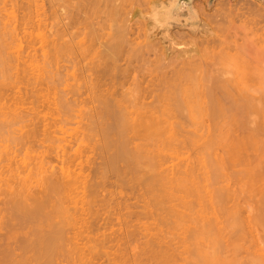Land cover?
Returning <instances> with one entry per match:
<instances>
[{
    "label": "rangeland",
    "instance_id": "obj_1",
    "mask_svg": "<svg viewBox=\"0 0 264 264\" xmlns=\"http://www.w3.org/2000/svg\"><path fill=\"white\" fill-rule=\"evenodd\" d=\"M87 1H89V0H83V1H81L80 3H82V2H84V3H86ZM91 1V2H90ZM89 2H87V3H89L88 5H90L91 3L93 4L94 3V7L97 5V3H96V5H95V2H100V5L103 3L104 5H105V0L103 1V0H101V1H103V2H101V1H99V0H90ZM169 0H124L123 1V7H124V9L128 12V17H127V23L129 24V25H127L128 27H129V32L127 33V29L125 30V32L128 34L127 36H126V38L127 39H129L130 41L129 42H133L134 41V45L135 46H137V44H135V42H137V41H142L141 43L143 44V43H145V42H147V43H150V45L149 44H144V46L145 45H149L150 47L151 46H153V44H151V43H154V44H157V45H159V47H160V49L159 50H161V53L160 54H162L163 55V58H162V60L160 61V58L161 57H159L158 58V55H155V54H157L155 51H153L152 49H157V51H158V48L159 47H156L155 48V45H154V47L153 48H148L149 50H147L146 51V48H147V46H146V48L144 47V46H142V44H140V42H139V44L143 47V48H145L144 50H142V54H139V56H137V58H135V56H136V54H135V56L134 57H131V53H130V57H128L127 55H126V51L127 50H130V48H128L129 47V45H132L131 47H133L134 45H133V43H129L128 42V45H127V42L125 43L126 45L124 46L123 44V42H125L126 41V38H125V41H122L121 42V40H119V42H121V43H123V44H121L123 47V49L125 50H122V49H120L121 48V46L120 47H118L122 52L120 53V51L119 50H117V52L115 51L114 53H117V57H116V60H114V59H110V60H114L115 62H111L109 59H106V56H105V60H109L110 61V63H113V64H111V65H113L114 67H113V69H112V74L114 75V80H115V82L116 81H118V82H116L115 84H117V83H119L120 82V84L122 83V84H124V88H126V89H128L127 87L129 86V85H131L130 83L131 82H134V81H138V84L140 85V82H142L141 84V86H144L143 88H145V89H147V87L149 86L150 87V85H151V83H152V85L153 86H155L154 88H161L163 85H167V83L169 84V85H167V86H170V87H166V89H168V90H166V92L168 91L169 92V94H172V95H169L168 93H167V96H168V100H169V107L172 109V111L170 110V114H171V119L169 120L170 122H173L174 121V123H172V124H175V122H177V121H179V122H177V126H176V128L179 126V124L181 125V126H179L180 128H182V126L184 127V124H185V129H184V131H186V132H190L189 133V135H186V132H184L183 131V133H180V131H181V129L180 128H177V129H179L180 131H179V138H180V140L183 142V143H185V142H189V141H187L189 138H187L188 136H191L192 134H194L193 136L195 137V136H197L196 137V140H197V142L198 141H200V142H205V144L207 145V146H209V148L208 147H206L207 148V151L205 150V149H203V145L200 143V142H196L197 144H194L193 143V147L197 150V151H201V152H204V150H205V152H207V153H205V154H207V155H203L204 156V158L203 157H200V158H202V160H203V162H206L207 164H209V165H211V161H213V163H214V161H215V158H213L212 160L210 159V157L209 156H212V155H215L216 157H217V159L219 160V158H220V160H219V163H224V165L221 163V167L219 166L220 164H216L217 166H219L218 167V169L217 168H215L214 169V167H216V165L213 167V166H209V165H207L206 163H205V165H207V166H209L208 168H207V166H205V169L207 168L208 169V171H209V175L210 176H213L214 174L215 175H218V178H216L217 180H215L214 181V179L215 178H213V177H211V179L213 178V181H211L212 182V186L217 190V192H219V194H220V196H222V194H221V192H224V193H226V195L222 198L223 200H221V202L219 203L220 205H221V209H219V210H217V212L219 211L220 213H217V216H219V218H217L218 220H217V222H218V228H219V230H218V232H219V244H220V248L221 249H219L220 250V252H219V254H221L222 255V257H221V255H220V259H224V258H226V262L228 263V264H250V259H251V257H252V259H254V258H259V259H261V258H263L264 257V201H262V200H264V195H262V194H264V190H263V188L261 189V187L263 186H261V185H259V183H261V182H259V180L258 179H261V174L263 173V172H261L262 171V167H264V161H263V159H262V154H260L261 155V159H262V163L260 162L259 163V161H261V160H259V159H257L258 157H257V154H259L258 152L260 151V153H263V152H261L262 150H260V149H257V146L259 145L258 143L261 141V139H260V141H259V137L261 138V134H263V133H261L260 135H259V137H258V133H256L257 134V137L254 139V141L252 140V136L253 135H251V134H254L255 132H253L252 133V131L250 132V130H249V126H252V125H250V124H248V118L246 117H244L245 115H246V110H245V108L246 107H248V108H250L251 107V102H252V100H251V98H252V95H253V68H252V63H251V60L252 59H250V57L248 56V55H246V54H243L242 53V50H241V46L242 45H244V44H248V45H250L251 43H262V44H264V2H262V1H259V0H215L212 4H211V6L210 7H207V1L208 0H193V8L195 9V11L197 12V14H198V16H199V19L201 20V25H200V27L197 29V30H195V31H193L192 29H191V27L189 26V25H186V24H183L182 26H178V25H175V26H173L172 27V29L169 31V33H168V35H166V36H164V30H163V28H161V27H159V26H156L157 24H159V25H163V24H165V22L167 21V19L169 18L168 17V15H167V11L165 10L166 9V7H164V5L163 4H167V2H168ZM79 1L78 0H0V25H2V24H5L4 25V27L9 31H7V30H5V28L3 29V27L2 26H0V52H1V50H4V53L6 52V55L8 54V52L7 51H13V52H15V53H13L14 54V56H15V54L17 55H20V57H21V55H23L22 57H24V56H27V58L29 57V56H31L30 58H36V60L37 59H41L42 57L40 56V55H43L42 54V51L44 50V48L45 47H47L46 46V44L47 43H51V42H53L54 43V39H55V41H56V43L57 44H59V43H62V41H60L61 39H59V38H54L53 39V41H52V39L51 38H49L48 36H50L51 37V35H50V33H48V35H47V32L45 31V29L44 28H48L49 26L50 27H52L51 29H50V27H49V29L53 32V27H54V29H55V27H57V25H58V23H57V25H55L54 24V21H53V24H54V26H51L52 25V23H50V20L52 21V19L53 20H58L57 18H58V16H61L62 18L63 17H65L66 16V18L64 19H62V18H60L58 21H62V20H66L68 17H69V20L67 21V24H65L66 22H62L63 24H65V25H63L64 26V28H62V29H64L65 30V32H66V36H64V37H60V38H63V39H66V40H63L64 42H66V48H69V49H67V50H69L70 51V48H73L71 45H72V43H71V41L70 40H74L75 39V41H76V38L78 37V36H76L75 38H74V33L76 32V34H78V32L76 31V25H77V27H78V20H77V17H80L79 18V20L81 21L82 20V18H85V19H87L86 18V11H88L89 9H91L92 8V5H91V7L89 8V7H87V9L86 8H84L83 6H82V4L84 5V3H82V4H80V6L81 7H83V8H81V7H79V9L77 8V9H75V10H80V8L83 10V9H86V10H83V13H84V11H85V14H84V16H83V14H82V18H81V14L79 15V16H77V14H75V15H73L74 13H73V11H75L74 10V8H75V6L77 5V3H78ZM99 4V3H98ZM102 4V5H103ZM107 4V3H106ZM60 5V6H59ZM86 5V4H85ZM84 5V6H85ZM100 5H97V7L99 8V14H100V10L102 11V7H105V12H106V10L108 9V7L106 8V6H100ZM257 5H260V6H262V8H263V10H261V11H255V7L257 6ZM59 6V7H58ZM63 7H64V10H63ZM97 7H95V9L97 8ZM102 9H101V8ZM58 8H62L61 10H63L65 13L63 14V11H62V13L60 14V12H61V10L60 9H58ZM98 8H97V10H98ZM96 10V11H97ZM104 10V9H103ZM12 11V12H11ZM56 11V12H55ZM58 11V12H57ZM81 11V10H80ZM80 11H78V14H79V12ZM90 11V10H89ZM92 11H94L93 9L90 11V12H87L88 14L90 13L91 14V12ZM94 12V14L95 13H97V12ZM108 11V10H107ZM9 13L8 14V17H7V14H5V13ZM53 12H55V14L54 15H52V13ZM72 13V15L74 16V19H75V17H76V25H75V23H74V19L71 17V13ZM12 13V14H11ZM14 13V14H13ZM77 13V12H76ZM80 13H82V12H80ZM97 13V14H98ZM104 13V12H103ZM107 14L109 13V12H106ZM10 14L11 15H15V16H13V19L14 20H17V19H19V20H17V21H19V22H17V23H15V22H13L14 23V25H17V29L15 30L16 31V37L14 36L13 37V35L10 37V34L8 35L7 33H12V31H14V28L10 31V27H13L12 26V20L10 19L11 17H9L10 16ZM68 14H70V15H68ZM94 14H92V15H88L89 17L88 18H90V20L92 21V22H97V20L99 19V18H96L95 17V15ZM97 14H96V16H97ZM98 14V15H99ZM101 14H102V12H101ZM25 15V16H24ZM6 16V17H5ZM17 16V17H16ZM22 16H24V20H22V19H20ZM68 16V17H67ZM153 16H155V18L153 17ZM15 17V18H14ZM97 17H104L103 19L102 18H100L103 22H104V19L106 18V19H108L109 20V18L111 17V14H110V17H109V15H108V17H107V15L106 14H104V16H103V14H102V16L100 15V16H97ZM17 18V19H16ZM27 18H29V19H27ZM8 19V20H7ZM10 19V20H9ZM93 19V20H92ZM105 19V22L107 21ZM13 20V21H14ZM90 20H87V22L88 21H90ZM100 20V22L98 23L99 25H101L100 23H102V21ZM154 22H153V21ZM2 21V22H1ZM4 21V22H3ZM47 21V23H48V25L47 26H45L44 27V24H45V22ZM55 21V22H56ZM88 22L89 24H91L92 22ZM111 21V19L109 20V22ZM8 22L11 24V25H9V26H7V27H9V28H7L6 27V25H8ZM44 22V23H43ZM82 22V21H81ZM7 23V24H6ZM43 23V24H42ZM62 23H59V24H62ZM86 23V22H85ZM108 23V21L106 22V26L108 27V25L109 24H107ZM114 23V21L112 20L111 21V23H110V25H112ZM41 24V26H40V28L38 27L37 28V26H39ZM81 24V23H80ZM93 24V23H92ZM96 24V23H95ZM84 25H86V24H84ZM94 25V24H93ZM97 25V24H96ZM98 25V26H99ZM109 25V26H110ZM88 26V25H87ZM89 26H91V28H93V26L92 25H89ZM97 26V27H98ZM106 26L103 24V27L104 28H106ZM15 27V26H14ZM83 28L84 30H82V32L84 31H87L86 30V27H83V26H80V27H78V28ZM114 27H115V24H114ZM127 27V28H128ZM57 28H59L60 29V25L57 27ZM96 28V27H95ZM109 28V27H108ZM111 28V29H110ZM110 30H112L113 29V27L112 26H110ZM3 29V30H2ZM59 29H56V30H54V31H56V33L58 34V33H60L59 31H61V30H59ZM97 29V28H96ZM96 29H95V31H96ZM98 29H99V27H98ZM101 29V28H100ZM99 29V31L101 32V30ZM5 30V31H4ZM47 30V29H46ZM48 31V32H51V31ZM57 30H58V32H57ZM64 30H63V34H64ZM90 30V29H89ZM92 30H94V29H92ZM92 30L90 31V33L92 32ZM108 29H106V31H107ZM3 31V32H2ZM104 31V30H103ZM102 31V32H103ZM106 31H104L103 33L101 32V34L103 35ZM45 32V33H44ZM82 32H80V35L82 36ZM83 32V33H84ZM89 32V31H88ZM100 32H99V34H100ZM112 32H113V30H112ZM4 33H6V36H5V34ZM14 33V32H13ZM96 33V32H95ZM97 33H98V30H97ZM110 33V31L108 30L107 31V33L106 34H109ZM114 34V36H115V33H117L116 31H114L113 32ZM130 33V34H129ZM149 33V35H147ZM42 34L44 35V34H46V35H44V38H43V36H42ZM51 34H53V33H51ZM55 34V33H54ZM61 34H62V32H61ZM61 34H58V35H61ZM92 34H94V32L92 33ZM91 34V35H92ZM125 34V33H124ZM8 35V36H7ZM79 35V34H78ZM80 35H79V37H80ZM84 36H82V37H80V38H82L83 39V37L85 38V37H88L89 35L86 33V35L85 34H83ZM97 35V34H96ZM112 35V34H111ZM126 35V34H125ZM41 36V37H40ZM52 36H56V34L55 35H52ZM93 36V35H92ZM95 36V35H94ZM101 36V35H100ZM99 35H98V37L96 36L95 37V39L96 38H99L100 37ZM108 36H110V35H108ZM13 37V38H12ZM102 37V39L101 40H103V43H105L106 45L105 46H107L108 44L105 42V37H106V35H105V37L104 36H101ZM100 37V38H101ZM104 37V38H103ZM113 37V36H112ZM51 40V41H49V39ZM69 38H71L69 41H70V43H71V45L70 46H67V44H70V43H67V40L69 39ZM80 38H78L77 40H78V42L80 41V42H83L82 41V39H80ZM89 38L90 37H88V43L89 42H91V41H89ZM99 38V39H100ZM15 39V40H14ZM45 39H48V40H46V41H49V42H46L45 41ZM58 39V40H57ZM93 39V38H92ZM110 40H111V38H109ZM108 39V40H109ZM114 39V38H113ZM116 39V38H115ZM132 39V40H131ZM143 39V40H142ZM156 39V40H155ZM84 40V39H83ZM86 40H87V38H86ZM85 40V41H86ZM84 41V43L85 44H87L88 45V43H87V41L85 42ZM97 41H99V40H97ZM118 41V40H117ZM116 41V42H117ZM128 41V40H127ZM157 41V42H156ZM4 42V43H3ZM6 42V43H5ZM46 42V43H45ZM63 42V43H64ZM78 42H75V46H80V42L78 43ZM96 42V41H95ZM100 42V41H99ZM98 42V43H99ZM112 42H114L113 40H112ZM118 42V43H119ZM9 44L7 47H6V45L5 46H3L4 44ZM50 43H49V45H50ZM53 43H51V45L53 44ZM62 43V44H63ZM92 43V42H91ZM94 43V42H93ZM98 43H96V45H98ZM102 43V42H101ZM172 43V44H171ZM61 44V45H62ZM77 44H79V45H77ZM111 43H110V41H109V45H110ZM113 44H115V43H113ZM18 45H20V47H17ZM48 45V44H47ZM54 45H56V44H54ZM54 45L51 47V46H49V48L45 51L46 52V55H49L48 53H49V49H50V54H51V56L53 55V54H55L57 51H58V49H61V50H63V48L65 47V46H63V47H61V48H59V47H57V46H55V48L57 49V51L54 53V50H56V49H54L53 50V52L51 51V49H53V47H54ZM60 45V44H59ZM60 45V46H61ZM87 45H85V47L87 46ZM89 45H90V43H89ZM88 45V47L90 48V46ZM95 45V44H94ZM95 45V46H96ZM102 46H104L103 44H101ZM101 45H98L99 47L101 46ZM119 45H120V43H119ZM118 44H117V46H119ZM140 45H138V46H140ZM10 46V48H8ZM82 46H84V45H81L79 48H80V50L82 49ZM94 46V48H92V49H94L95 51H96V49L97 50H99V47H95ZM101 46V48H104L103 49V52H101V51H96V52H98V54H99V56L101 55H107V57L109 58V56H108V54L109 55H111L110 54V50H112V53H113V45H110L112 48L110 49V47L108 48V49H110L109 50V53L107 52V48L104 46V47H102ZM116 46V47H117ZM137 46V47H138ZM148 46V47H149ZM1 47H4V48H1ZM42 47V48H41ZM51 47V48H50ZM92 47H93V44H92ZM141 47V48H142ZM162 47V48H161ZM5 48H7V49H5ZM76 48V47H75ZM140 48V47H139ZM139 48H138V50H139ZM140 48V49H141ZM18 49V50H17ZM46 49V48H45ZM65 49V48H64ZM76 49H78V48H76ZM75 49V51L77 52V51H79V50H76ZM85 48H83L82 50H84ZM107 49V50H106ZM115 49H117V48H115ZM114 49V50H115ZM127 49V50H126ZM131 49H133L132 51V53H137L135 50L136 49H134V47L133 48H131ZM150 49L154 52H152V51H150ZM19 50H20V52H19ZM42 50V51H41ZM73 50V49H72ZM72 50H71V52H72ZM81 50V51H82ZM86 50H87V48H86ZM85 50V51H86ZM91 50V49H90ZM90 50H87V51H89V53H91L90 52ZM94 50H92V51H94ZM137 50V51H138ZM18 51V52H17ZM47 51H48V53H47ZM87 51H86V53H87ZM95 51H94V53H95ZM104 51H106L107 53H104ZM64 53V55L62 56V53ZM75 52V53H76ZM118 52H119V54H118ZM128 52H131V51H128ZM127 52V53H128ZM139 52H140V50H139ZM138 52V53H139ZM149 52V53H148ZM3 53V54H4ZM12 53V52H11ZM10 53V54H11ZM59 53V52H58ZM66 53V54H65ZM69 52L68 51H66V52H64V51H60V54H59V56L56 58L55 56H54V58H56V59H54V62H53V60H52V62H53V64H52V62H51V64L52 65H54L55 66V64L57 63V59H58V63L59 64H62V65H65V67H66V65L67 66H69V68L71 69V70H75V72L74 73H76V74H78L79 73V75H77V76H79L80 77V75L82 74L81 72H83V70H84V65H86V64H90L89 66H91L90 68V70H92L93 71V73H94V70H93V66L91 65V64H93L94 65V63H95V65L96 66H98L99 64L98 63H96V62H93V60L95 61V59H97L98 60V58H99V56L97 55V53H95L97 56H98V58H96V56H95V58L94 57H92V55H87L86 54V56H88V57H86V56H83L85 59H82V55H85L84 53V51H82V53H80V56H79V54H74V51H73V54H68ZM78 53V52H77ZM93 53V52H92ZM3 54L2 53H0V59L2 58V56H3ZM6 55H5V58L7 59V57H8V59H9V57L11 58H14V56L13 55H11V56H9V55H7V57H6ZM18 55H17V57H18ZM32 55L33 56H36V57H32ZM45 55V56H46ZM56 55V54H55ZM78 57H77V56ZM116 55V54H115ZM134 55V54H133ZM132 55V56H133ZM45 56H44V58H45ZM50 56V55H49ZM50 56V57H51ZM60 56H62V57H60ZM102 56V57H103ZM114 55H111L110 57L112 58ZM126 56L128 57V58H126ZM156 56H157V58L159 59L158 60V62L159 63H161V64H158V65H160L162 68L161 69H163V73L165 74V76H167V79H165V77L163 78V79H165L166 80V83H163V82H165V80L163 81V79H162V86H161V84L159 83H157V81H158V79H159V76H157V75H160V73L159 74H157L158 73V70H156L155 69V65H154V60H157L156 59ZM48 57V56H47ZM50 57H48V58H50ZM53 57V56H52ZM51 57V58H52ZM60 57V58H59ZM101 57V61L102 62H105V61H103V58ZM5 58H2L1 60H2V62H4L3 61V59H5ZM30 58L27 60L28 62H30L31 63V61H32V63L31 64H33V62H35L36 60L34 59V61L33 60H31L30 61ZM69 58V59H68ZM130 58V59H129ZM7 59V60H8ZM16 58H14V60H15ZM25 59H26V57H25ZM53 59V58H52ZM68 59V60H67ZM93 59V60H92ZM167 59V60H166ZM169 59V60H168ZM1 60H0V69H1V71H0V73H2L3 75H5L4 73H6V75L7 76H3L2 75V77H9L8 75H10V77H11V81H10V79L8 80V78H7V80L5 79H3L2 80V78H1V80H0V82H2L4 85H7L6 87H4V85H2V84H0V87H4L3 89H5V90H8V91H4L2 88V90L5 92V94L7 93H10L11 91H12V89L15 91V87H17L18 88V85H19V87H23V85L25 84H18L17 86H15L16 84L14 83V82H12V81H15L14 80V77H12V75L14 76V74H9V68H7V67H10L11 68V66H8V65H6L5 66V64L7 63V61L5 60V64L3 65V68L1 67L2 66V62H1ZM12 60V59H11ZM21 60V58L19 59V61ZM42 60H44L43 58H42ZM51 60V59H50ZM91 60H92V62H91ZM13 61V60H12ZM11 61V62H12ZM19 61H17L16 62V60H15V65L17 66L18 64V67L19 68H21V65H20V63H19ZM49 61V60H48ZM48 61H44V62H42L41 60H40V64H38V60L36 61V64L38 65V67H36V70H35V65H31V64H27L26 65V67L27 68H29V69H31V70H25V73L26 74H28L27 76H28V78H29V83H27L28 85H27V88L29 89H27L28 91H27V96H28V101L26 102V104H25V107H27V109L29 110H27V112H28V115H27V119L25 118V121L24 122H18V123H16V124H13V125H11V126H9V127H11V128H9L8 129V127H7V131H8V134L7 133H3V134H1V137H0V148H1V153H0V173H1V176L0 177H7V174H10V172H6L7 171V169H8V167H10V169L12 170V171H14L15 170V168H18L19 170H20V168L23 166V165H27V164H30L31 163V165L30 166H32V164L34 163V162H36L37 160H38V156L42 153V152H44L45 151V153L47 152V155H48V153H49V155H51V157H55V155H56V150H58V147H57V145H58V141H56V142H54V143H52V142H50V141H43L42 140V136H41V139H39L40 138V135L41 134H39V137L37 138V139H39V143H37V142H34L33 140H32V142H26V140H22L21 142H22V144H15L16 142H15V135L14 134H16V132L18 131H21L22 129V132H21V134L20 135H18V136H22V134H23V132H27L28 133V131L29 132H31L32 130H30V127H33L32 126V124L31 125H29L30 124V122H32L33 124H35L37 121L36 120H38L37 118H40V117H47V119H44V121H43V123H45V120L46 121H48L49 122V120L50 121H52L51 119L52 118H55V119H57V121L59 120V122H56V124L55 125H53V127L51 128L52 130L53 129H55L57 132L55 133V135L59 138H61V137H63V138H66V139H70L71 140V138H73V137H77L76 136V131H77V129H79V132L81 131V129L82 128H79V127H85V126H87V125H85V123L87 122L88 123V121H90L91 119H89V117H91L92 115H90V114H93L95 111H97V105H96V103L98 104V101L96 100H94L93 102H94V104L97 106L96 108H95V111H93L92 112V109H94V107H93V102L91 101V99L92 98H90V99H88L89 101H90V103L88 102V103H85V99L83 98V97H87V98H89V96H91L89 93L87 94V95H84V94H81V97L83 98V101H84V103L82 104L81 102H82V100H81V102H80V100H78L79 101V103L76 101L75 102V104L77 103V104H80L81 103V105H82V107H83V109L81 108V107H78L77 105V107L79 108V110H80V113L79 112H77V111H79L78 110V108L76 107V106H74V107H71L72 109L70 110V109H68L69 111H72V113L71 112H69L68 110H66V109H64V110H62L61 108H58L59 106H56L55 104H56V100L55 99H57L58 98V96H59V94H61V92H60V90L59 89H61L62 87H61V83H63V84H65V86H67L66 85V80H68V82L69 83H71V81H73L72 79L70 80V79H68V78H70L69 76H68V78H66L65 76H67V74L66 73H64L65 74V80H62L61 78H60V75L58 76L59 78H57V75H56V73H53V70L52 71H50L51 73H53L52 75L53 76H51L50 77V75H51V73L50 74H48V76L47 77H45L46 76V74H47V72L49 73V70H51V69H47L48 67L49 68H51L49 65H48V67H47V65L46 64H49V63H47ZM98 61H100V60H98ZM100 61V62H101ZM9 60H8V64H9ZM14 62V61H13ZM27 62V63H28ZM99 62V63H100ZM169 62V63H168ZM16 63H18V64H16ZM45 63V64H44ZM108 63V62H107ZM116 63V64H115ZM11 64V63H10ZM41 64L43 65V66H45V67H47L46 68V70H47V72L45 71V69H44V67H42L41 66ZM104 64V63H103ZM102 63L99 65L100 67H101V65H102V67L106 64V62H105V64L103 65ZM115 64V65H114ZM155 64H157L156 62H155ZM190 64H195L196 66H198V68L200 69L199 71H200V73L202 74V75H200V76H203V78L201 79V77L200 78H198V76L196 77L197 78V80H198V82H199V79H200V84H201V86L198 84V88H200L199 90H200V92H203L204 93V91L206 90H208L209 92H206L205 91V94H204V100L202 99V95H203V93H200L199 92V90H196L197 88H196V85H194L193 84V82L195 81H192V84L194 85L193 86V88L195 87V89H193V88H190L192 85L191 84H189L191 81H189V80H187V81H189V83L188 82H186V84H188L187 86H186V84L184 85V82L186 81H183L184 79H182V74H180V73H177L176 71H177V69H178V72H179V70H180V68H187L188 67V65H190ZM11 65H14L13 63L11 64ZM14 65V66H15ZM30 65L31 66H33L32 68L30 67ZM36 65V66H37ZM58 65V64H57ZM56 65V66H57ZM62 65L60 66L59 65V67H62ZM158 65H156V66H158ZM25 66V65H24ZM41 66V67H40ZM54 67L55 69H57L58 67ZM98 66V67H99ZM106 66H109V64H107ZM104 67V69L103 70H105V68L107 69V67ZM164 66V67H163ZM191 66V65H190ZM193 66V65H192ZM195 66V67H196ZM18 67H16L17 68V70H18ZM82 67H83V69H82ZM93 67V68H92ZM110 68H112L111 66H109ZM39 68V69H38ZM44 69V71L42 72V70L41 69ZM53 67H52V69H54ZM66 68H68V67H66ZM66 68H62L63 70H65ZM85 68H86V66H85ZM95 68H97V67H95ZM109 68V69H110ZM13 69V67L11 68V70ZM160 69V68H159ZM196 70H198L197 69V67L195 68ZM14 71H17V70H15V67H14V69H13ZM12 70V71H13ZM38 70H40V71H38ZM61 70V69H60ZM62 70V71H63ZM69 70V69H68ZM88 70L89 69H87L86 71H85V73L81 76L82 78H85V75H87L88 73H92L91 71L90 72H88ZM96 70V69H95ZM102 70V71H103ZM186 69H183V71L184 72H188L189 70H187V71H185ZM13 71V72H14ZM30 71V72H29ZM35 71V72H34ZM58 71H59V69H58ZM70 71V70H69ZM98 71H101V70H98ZM101 71V72H102ZM157 71V72H156ZM160 71V70H159ZM193 71V70H192ZM198 71V72H199ZM11 72V71H10ZM19 72H21V71H18V73ZM39 72V73H38ZM40 72H42V73H40ZM44 72H46V73H44ZM55 72H57V71H55ZM61 71H59V73L57 72V74H63V72L62 73H60ZM68 72V71H67ZM87 72V73H86ZM105 72V71H104ZM104 72H103V75H104ZM107 72V71H106ZM181 72V71H180ZM31 73H34V74H31ZM37 73V74H36ZM96 73L97 74H100V72L98 73L97 71H96ZM182 73V72H181ZM195 73V72H194ZM197 73V72H196ZM25 74V75H26ZM39 74H42L41 76H39ZM63 74V75H64ZM72 75H73V72L71 73ZM70 74V72H68V75H71ZM76 74H75V76H76ZM95 74V73H94ZM108 74V73H107ZM106 74V75H107ZM109 74L111 75V73L109 72ZM109 74L107 75V76H109ZM162 74V73H161ZM178 74V75H177ZM179 74H180V77H181V82L183 81V84L180 82V84L178 83V81H177V79L180 81V77H176V76H179ZM93 75V74H92ZM102 75V73L100 74V76ZM102 75V76H103ZM223 75V77L222 78H219V76L221 77ZM34 76V77H33ZM36 76V77H35ZM54 76H56V79H55V77ZM77 76L76 77H74V79L75 80H78V78H77ZM89 76H91V75H88V77ZM99 75H97V77H96V75H95V77H94V75H93V77H92V80H93V78H97L96 80L97 81H100L99 82V84L101 85V86H103V88L102 89H104L105 88V86H107L108 85V83L109 84H111L110 86L111 87H118V85H120V84H118V85H113L112 83V78L113 77H111V79H109V80H111L110 82H109V80L106 78V76H105V78H104V80L105 79H107V80H102L103 79V77H102V79H101V77H100ZM185 76V75H184ZM191 76H194V75H191ZM0 77H1V74H0ZM32 77V78H31ZM43 77H45V79H47L48 77H50V78H52V77H54V78H52V80L53 79H55V80H53V81H55L53 84H55L56 83V80H60V83L58 84V82L59 81H57V86L56 85H53L52 83H51V81L49 80V82H50V84H52L53 86H55V87H51V85L49 84V82H48V80H45ZM27 78V77H26ZM42 78V79H41ZM73 78V77H72ZM89 78H91V77H89ZM89 78H85L84 80L85 81H87V80H89ZM109 78V77H108ZM186 78V77H185ZM87 79V80H86ZM189 79H190V77H189ZM195 79V78H194ZM31 80H33L32 82H31ZM42 80H43V82H42ZM63 82H62V81ZM70 80V81H69ZM84 80L82 79V81L84 82ZM91 80V79H90ZM96 80H94V81H90V83H88L89 85L91 84V82L92 83H96ZM169 80V81H168ZM196 80V81H197ZM82 81H81V83H82ZM160 81V80H159ZM168 81V82H167ZM201 81H202V83H201ZM10 82L11 83H14V85H12V84H10ZM37 82V83H36ZM78 82V81H77ZM136 82H134V84L132 83V87H133V85H135V83ZM20 83V82H19ZM34 83V84H33ZM40 83V84H39ZM73 83H75V82H73ZM81 83H79L78 82V84H79V86L81 85ZM86 84H85V86L87 87L88 85H87V82H85ZM103 83L104 84H107V85H103ZM46 86H45V85ZM122 84H121V87H122ZM178 84V85H177ZM184 85V86H182V85ZM197 84V83H196ZM203 84V85H202ZM14 86L13 88H12V86ZM30 85H31V87H30ZM71 85V84H70ZM190 85V87H188ZM50 86V87H49ZM59 86L61 87V88H59ZM75 86V85H74ZM76 86H78L77 84H76ZM83 84H82V87L80 86V88H82L83 89ZM106 87V88H108V89H110V91H112V92H117V91H115V90H118V92H117V94H121V93H124V92H122L120 89V86L118 87L119 89H116V87L115 88H111V87ZM136 86V85H135ZM134 86V87H135ZM146 86V87H145ZM178 86H180L179 88L180 89H182V88H184V89H186L187 88V90H188V94L189 93H193V91L194 90H196V91H194V93L195 92H199L200 93V98L201 99H198V98H194V100L193 99H191V98H188L189 96H191V94H189V96H188V94H187V96L188 97H186V94L185 93H187V92H185V91H187V90H184V89H182V92H181V90L180 89H178ZM182 86V87H181ZM185 86H186V88H185ZM8 87H9V89H8ZM30 87V88H29ZM32 87H34V88H32ZM47 87H48V89H47ZM72 87H73V85L71 86V89H72ZM132 87H130L129 86V88H130V91H133L134 89H132L131 90V88ZM133 87V88H134ZM148 87V91H149V89H152V87L151 88H149ZM164 87L165 86H163V89H164ZM50 88V89H49ZM57 88V89H56ZM68 88H69V86H68ZM74 88V87H73ZM76 88V87H75ZM74 88V89H75ZM85 88V87H84ZM105 88V89H106ZM139 88V87H138ZM138 88H136L135 90H137ZM45 89V90H44ZM82 89H81V91H82ZM126 89H124V90H126ZM145 89H139V90H143V91H145ZM162 89V90H163ZM169 89H172V90H170V91H172L171 93H170V91H169ZM190 89H192L191 91H190ZM202 89V90H201ZM263 89V88H262ZM17 90V89H16ZM31 90V91H30ZM36 90V91H35ZM56 90V91H55ZM63 89H61V91H62ZM85 91H86V89H84ZM120 90V91H119ZM123 90V89H122ZM179 90H180V93H179ZM1 91V90H0ZM58 91H59V93H58ZM63 91H65V89L63 90ZM80 91V92H81ZM89 90H87V92H88ZM128 91V90H127ZM138 91V90H137ZM136 91V92H137ZM142 91V92H143ZM164 92H165V90H163ZM178 91V92H177ZM185 93H184V92ZM190 91V92H189ZM239 91H241V92H239ZM13 92V91H12ZM32 92V93H31ZM34 92V93H33ZM71 93V91H69L68 90V93ZM121 92V93H120ZM135 92V91H134ZM140 92V91H139ZM141 92V94H142V96H143V94H145V92H143L142 93ZM37 93H38V96L36 97V95H37ZM42 93V94H41ZM47 93V94H46ZM52 93V94H51ZM58 93V94H57ZM63 93H65V92H63ZM83 93V92H82ZM128 94V93H130V92H125L124 94ZM132 93V92H131ZM181 93H182V95L184 96V94H185V97L186 98H184L182 95H181ZM193 93V94H194ZM225 93H227V94H230V96L231 97H229V95L227 96ZM4 94V95H5ZM43 94H44V96H43ZM46 94V95H45ZM53 94H56V95H53ZM85 94H86V92H85ZM134 94V93H133ZM136 94V93H135ZM179 94H180V96H179ZM39 95H42V96H39ZM58 95V96H57ZM80 95V94H79ZM82 95H84V96H82ZM132 95V94H131ZM137 95V96H136ZM135 96H136V98H135V100L137 99V97H138V94H136ZM195 95V94H194ZM209 95H211L212 97H214L215 99H216V101H217V103L215 104L214 102L213 103H211V104H213L212 105V107L209 105ZM45 96H47L46 97V99H44L45 98ZM53 96V97H52ZM75 96H77V94L75 95ZM75 96H73V93H72V96H71V98L72 97H75ZM134 95H132V97H133ZM170 96V97H169ZM172 96V97H171ZM179 96V97H178ZM193 96V95H192ZM197 96V95H196ZM49 97H51V98H49ZM68 97H70V95L69 96H67V98ZM79 97V96H78ZM77 97V98H78ZM80 97V98H81ZM92 97H93V95H92ZM95 97H97V95L96 96H94V99H96ZM128 97V96H127ZM177 97V98H176ZM181 97V98H180ZM195 97V96H194ZM226 97V98H225ZM40 98V99H39ZM48 98V99H47ZM54 98V99H53ZM71 98H70V100H71ZM76 98V97H75ZM75 98H72V99H75ZM130 98V97H129ZM139 98V97H138ZM30 99V100H29ZM34 99H36V100H34ZM45 100L44 102L46 103H40V101H42V100ZM50 99H51V101L52 102H50ZM69 99V98H68ZM79 99V98H78ZM142 98H141V96H140V99L139 100H141ZM49 100V102L47 103L46 101H48ZM76 100V99H75ZM127 100V99H126ZM129 100V99H128ZM183 102H182V101ZM193 100V101H192ZM195 100L198 102H196V103H193V102H195ZM200 100V101H199ZM202 100V101H201ZM211 100V99H210ZM264 100V99H263ZM3 101V100H2ZM30 101V102H29ZM138 101V100H137ZM137 101L135 102L136 104H137ZM204 101V102H203ZM43 102V101H42ZM92 102V103H91ZM134 102V101H133ZM203 104H202V103ZM211 102V101H210ZM52 103V104H51ZM126 104H128L129 105V108H131V104H132V101L130 100L129 101V103L128 102H125ZM124 103V104H125ZM182 103V104H181ZM189 103H191V104H189ZM46 106H45V105ZM51 104V109L49 108V105ZM125 104V105H126ZM136 104H132L133 106H132V108L133 109H135L134 108V106H136ZM185 104H187V105H185ZM194 104H195V106H194ZM200 104V105H199ZM201 104H202V106H201ZM205 104V105H204ZM214 104H215V106H214ZM262 104H264V102L262 103ZM37 105H38V107H37ZM40 105H41V107H40ZM48 105V106H47ZM54 105L56 106V108H57V110L58 109H61V111H58V112H56L55 110H54ZM92 105V107H90ZM94 105V106H95ZM192 105L194 106V110H198L199 111V108H200V111L199 112H202V113H199V112H197V111H195V112H193L194 110L193 109H191L192 111H189L190 113L191 112H193V113H196L195 115L193 114V115H191L189 112H188V109H187V107L190 109V107L192 108ZM196 105H197V107H198V109H196L197 107H196ZM217 105V106H216ZM36 106V107H35ZM185 106H186V108H185ZM190 106V107H189ZM205 106V107H204ZM216 107L215 109H213L214 107ZM263 106V105H262ZM46 107L47 108H49L48 110L46 109ZM54 107V108H53ZM137 107H138V104H137ZM204 107V110L202 111L201 109ZM53 108V109H52ZM75 108V109H74ZM77 108V109H76ZM263 108V107H262ZM91 109V110H90ZM132 109V110H133ZM187 109V110H186ZM26 110V109H25ZM76 110V111H75ZM82 110H83V112L85 113V111H88V112H86V114H84V113H81L82 112ZM99 110V109H98ZM130 110V109H129ZM245 110V111H244ZM260 110V109H259ZM35 111V112H34ZM67 111H68V113H67ZM74 111V112H73ZM101 111V110H100ZM175 111H176V113H175ZM248 111V110H247ZM263 111H264V109L262 110V113H263ZM61 112V113H60ZM92 112V113H91ZM187 112H188V114H187ZM246 112V113H245ZM260 112V111H259ZM64 113V114H63ZM66 113V114H65ZM71 113V114H70ZM75 113H76V115H75ZM77 113H78V115H77ZM98 113V111L95 113V114H97ZM262 113H260L261 115H262ZM62 116H61V115ZM82 114H84V117H83V115ZM95 114H93V119L95 120V118H97L98 119V116L96 117H94V115ZM197 114H198V116H197ZM259 113H258V115H260ZM36 115H37V117H36ZM73 115V116H72ZM82 116V120H81V116ZM86 115V116H85ZM87 115H88V118H87ZM90 115V116H89ZM189 115H190V118H189ZM33 116V117H32ZM76 116H78V117H75ZM180 116H181V118H180ZM191 116H195V117H191ZM197 116V117H196ZM264 116V115H263ZM263 116H261V118H260V116H258L257 118V120L258 121H260V123L258 122V124H259V126L258 127H260V125H263V128H264V124H263V122H264V120H262V117ZM11 117V116H10ZM9 117V118H10ZM30 117V118H29ZM36 117V118H35ZM61 117V118H60ZM174 117V118H173ZM42 118H40V120L42 119ZM80 118V119H79ZM100 118V117H99ZM32 119H34L35 121H31ZM54 119V120H55ZM86 121H85V120ZM89 119V120H88ZM96 119V120H97ZM260 119V120H259ZM263 119H264V117H263ZM27 120H30V121H27ZM53 120V121H54ZM81 120L82 122H79V121ZM39 121V120H38ZM77 121L79 122V124L77 123ZM93 121V120H92ZM90 122V123H88V124H91V125H93V122ZM99 121V120H98ZM104 121V120H103ZM103 121H101V123L103 122ZM105 121H106V119H105ZM262 121V122H261ZM85 122V123H84ZM95 122V124H94V127L96 128H94L93 126H90V127H92L93 128V130H92V128H91V130L89 131V130H86V128H84V129H82V132H83V130H84V135L82 134V135H80V136H82V138L80 137V136H78V137H80V139H81V141L82 142H80V140H79V138H76V139H78V141H77V143H84L83 144V146L85 147H83L84 148V152H87V153H85V154H83L85 157V161L83 160V170H84V175L86 176V179L88 180V182L90 181V180H92L93 178H94V176L96 175H94V173H97V171L99 172L100 170H101V168H102V170L101 171H103L104 170V167H102L103 165L102 164H104L105 162H104V160L105 161H107V159L110 157H107L108 155H109V153L111 154L112 153V151L110 150V151H108V150H106V151H108V152H105L103 149H104V135H103V133H102V126H100L101 124L99 123V122H97V121H94ZM182 122V123H181ZM244 122V125H242V123ZM24 123H25V125H24ZM27 123H28V126H26L27 125ZM37 123H39V122H37ZM36 123V124H37ZM41 123H42V121H41ZM81 123V124H80ZM98 123V124H97ZM105 123V122H104ZM184 123V124H183ZM36 124H35V126H36ZM40 124V123H39ZM103 124V123H102ZM38 125V124H37ZM41 125V124H40ZM78 125H79V127H78ZM96 125V126H95ZM249 125V126H248ZM34 126V127H35ZM172 126V125H171ZM175 126V125H174ZM254 127H255V125H253ZM39 127V126H38ZM41 127V126H40ZM89 127V128H90ZM98 127L100 128V129H98ZM247 127H249V128H247ZM262 127V126H261ZM29 128V129H28ZM76 128V130H74V129ZM88 128V127H87ZM88 128V129H89ZM173 128V127H172ZM171 128V129H172ZM262 128V129H263ZM13 131H12V130ZM27 129H28V131H27ZM32 129V128H31ZM97 129H98V131H97ZM176 129V130H177ZM183 129V128H182ZM251 129V128H250ZM253 129V128H252ZM257 129V128H256ZM9 130H11V131H9ZM174 130V129H173ZM175 130V131H176ZM73 131H75V132H73ZM85 131H86V134H85ZM95 131V132H94ZM99 131L102 133H99ZM172 131V130H171ZM258 132H259V130H257ZM261 131V130H260ZM11 132H14V133H11ZM17 132V133H18ZM25 132V133H26ZM78 132V131H77ZM88 132H90L89 134L91 135H88ZM178 132V131H177ZM20 133V132H19ZM75 134V136L73 135V134ZM95 135H94V134ZM173 134H174V138L175 139H177V137H175V136H177V135H175L176 133L173 131L172 132ZM192 133V134H191ZM13 134V137H14V141L12 140V142H11V138H13L11 135ZM38 134V133H37ZM70 134H72V135H70ZM96 134H98V135H96ZM183 134V137L181 136ZM185 134V135H184ZM191 134V135H190ZM24 135V134H23ZM26 135V134H25ZM78 135V134H77ZM103 135V136H102ZM255 135V134H254ZM264 135V134H263ZM3 136V137H2ZM17 136V137H18ZM36 136H38V135H36ZM71 136V137H70ZM73 136V137H72ZM85 136H86V138H85ZM91 137V138H89V137ZM102 136V137H101ZM182 138H181V137ZM186 136V137H185ZM11 137V138H10ZM9 138H10V140H9ZM75 138H73V139H75ZM178 138V139H179ZM191 138H193V137H191ZM201 140H200V139ZM258 138V139H257ZM194 139V138H193ZM215 140L216 141V143H214V141H212V146H210V145H208V144H210L211 142H210V140ZM257 139V144H256V142H255V140ZM262 139H263V136H262ZM35 140H36V137H35ZM43 141V142H45V143H43L42 144V142L41 141ZM97 140V141H96ZM195 140V141H196ZM239 140H242V142L241 141H239ZM4 141V142H3ZM17 141V140H16ZM18 141H20V139H18ZM74 140H71V143H73L74 144V142H76V141H74ZM190 141H191V139H190ZM194 141V142H195ZM259 141V142H258ZM15 142V143H14ZM192 142V141H191ZM191 142H189V143H191ZM210 142V143H209ZM242 143V145H240V143ZM252 142H255V143H252ZM3 144V146H2V144ZM27 143V144H26ZM62 143V142H61ZM76 143V144H77ZM100 143H101V146H100V148H99V145H100ZM188 143V144H189ZM24 144V145H23ZM97 144V145H96ZM186 144V143H185ZM199 144H201V146L199 145ZM254 144L256 145L255 147H256V151L255 152H257V153H255L254 152ZM261 144V143H260ZM4 145H6L5 147H7V149H3V147H4ZM48 145V146H47ZM89 145V146H88ZM103 145V146H102ZM87 146V147H86ZM97 146V147H96ZM185 146V145H184ZM188 146V148H190L191 146L190 145H187ZM186 146V147H187ZM48 147V148H47ZM50 147V148H49ZM89 147L90 148H92V149H89ZM185 147V152L188 150L187 148ZM192 147V148H193ZM201 147H202V149H201ZM260 147H262L263 148V146H261L260 145ZM27 148V149H26ZM87 148H88V150H87ZM191 148V149H192ZM193 148V149H194ZM258 148H259V146H258ZM52 149H55V155H54V153H53V151L51 152V150ZM182 150H184L183 149V147L181 148ZM190 149V151H192L191 153H194L193 155L192 154H189V151H187V153L191 156H193L191 159H194V157L196 156V150L194 151V150H191ZM199 149V150H198ZM8 151L9 152V154H10V152L12 153V151H13V155L15 156L14 158H11V157H8L7 155H6V151ZM91 150V151H90ZM102 151V152H101ZM98 153V154H97ZM105 153H108V154H105ZM87 154V155H86ZM100 154H102V155H100ZM197 154H199L198 156H200V154L202 155V153H198L197 152ZM209 154H211V155H209ZM256 155V156H253V155ZM264 154V153H263ZM48 155V156H49ZM52 155H54V156H52ZM86 156H88V158L86 157ZM102 158H101V157ZM197 156V157H198ZM207 156V158H205ZM255 157H257V158H255ZM100 158V159H99ZM106 158V159H105ZM111 158V157H110ZM263 158H264V156H263ZM86 159H88L87 161H86ZM209 159L211 160V161H209ZM216 159V162H218V160ZM257 159V160H256ZM49 160H51V161H53L54 160V158L53 159H50V157H49ZM109 160V159H108ZM195 160V159H194ZM224 160V161H223ZM54 162H57V160L55 159L54 160ZM54 162H51L52 163V165H53V163ZM86 162V163H85ZM100 162H102V163H100ZM202 162V163H203ZM215 162V163H216ZM212 163V164H213ZM214 163V164H215ZM105 164H107V163H105ZM213 164V165H214ZM259 164H263V166L262 165H260L259 166ZM98 165H99V167H98ZM105 166V165H104ZM201 166H204V165H202L201 164ZM223 166V167H222ZM262 166V167H261ZM106 168L105 169H107V175L106 174H104V177H103V179L106 177V179L103 181L104 183V185L102 186V188L100 187V192H102L104 195L106 194V196H107V198H109V196L110 197H114L115 199H116V197H117V200L120 198V196H122L124 199H127V201L125 200V202L126 203H128V204H131V203H133V202H135L138 198H140L139 196H138V198H136L137 197V192H138V195L139 194H141L142 193V189L143 188H139L138 187V185L136 186V185H134L133 184V182L132 181H130L129 180V176L131 175V174H128L127 175V179H125V180H129V182L130 183H126V184H128V185H130L131 184V182H132V184L130 185V186H123V184L125 183V182H121V179L120 178H124L125 177V175H121V173H120V175H118L119 176V184H120V182L121 183H123V184H121V185H118V182L116 183V184H114L117 180V175L115 176V180L113 179L114 178V172H111V171H109V168L107 167V165L105 166ZM213 169V171H212V169ZM261 167V168H260ZM92 168H93V170H92ZM100 168V169H99ZM223 168V169H222ZM224 168H225V170H224ZM258 168H259V173H255L257 170H258ZM94 169H96V170H94ZM202 169V168H201ZM206 169V170H207ZM218 171H217V170ZM82 170V171H83ZM236 170H238V173H237V171ZM244 170V171H243ZM93 171V172H92ZM106 171V170H105ZM205 171V170H204ZM208 171H206V173L208 172ZM210 171L213 173L212 175H211V173H210ZM219 171H221L219 174H216V173H214V172H219ZM237 173H235V172ZM239 171H241V173L239 172ZM243 171V172H242ZM109 172H111V173H109ZM13 173V172H12ZM236 175H235V174ZM261 173V174H260ZM208 174V173H207ZM222 174V175H221ZM240 174V175H239ZM244 174V175H243ZM256 174H258V175H260V176H256ZM113 175V176H112ZM112 176V177H111ZM124 176V177H123ZM226 176V177H225ZM237 176V177H236ZM217 177V176H216ZM219 177H221V178H219ZM242 179V181H243V186H242V181H240V178ZM126 178V177H125ZM230 178V179H229ZM239 178V179H238ZM219 179V180H218ZM107 180V181H106ZM124 180V181H125ZM262 180V179H261ZM106 181V182H105ZM114 181V182H113ZM238 181H240V183H241V185H240V183L238 182ZM128 182V181H127ZM136 182V181H135ZM214 182V183H213ZM215 182H217L218 184L216 185V183ZM106 183V184H105ZM113 183V184H112ZM245 183V184H244ZM262 183H263V181H262ZM126 184H124V185H126ZM215 185V186H214ZM228 185V186H227ZM120 186H122V187H120ZM136 186V187H135ZM239 186H241L240 188H241V190H240V188H239ZM124 187V188H123ZM226 187H227V189H226ZM260 187V188H259ZM123 188V189H122ZM132 188V189H131ZM245 188V189H244ZM38 189V188H37ZM129 189H130V191H129ZM137 189L139 190V191H137ZM223 189H225V191H223ZM232 189V190H231ZM34 190H36V189H33V191ZM39 190V189H38ZM220 190H222V191H220ZM227 190V191H226ZM245 190V191H244ZM263 191V192H262ZM6 191H4L3 189H1L0 190V207H1V205H2V207L0 208V214H2L3 216H4V214H5V212H4V204H1V203H3V201H4V198L6 197L5 195H7L6 193H5ZM139 192H141V193H139ZM242 192V193H241ZM130 194V195H129ZM136 194V195H135ZM229 194V195H228ZM101 196V195H100ZM136 196V197H135ZM130 199H129V198ZM132 197V198H131ZM133 197H135V198H133ZM101 198V197H100ZM113 198V199H114ZM122 198V199H123ZM263 198V199H262ZM6 199V198H5ZM124 199H123V201H124ZM133 199V200H132ZM136 199V200H135ZM229 199V200H228ZM231 199H233V200H231ZM235 199V200H234ZM176 203H177V201H175ZM263 203V204H262ZM79 204V203H78ZM78 204H77V206H78ZM195 204V205H194ZM80 205L82 206V204L80 203ZM79 205V206H80ZM97 205L98 204H96L94 207H93V210H94V208L95 209H98L97 208ZM127 205V204H126ZM73 206V205H72ZM81 206H80V208H81ZM103 205H99V208L100 207H102ZM190 206H191V208H190ZM195 206V207H194ZM196 206H197V208H199V205H198V203L195 201L194 203L193 202H191L190 203V205H189V208L187 209V210H185L186 208H185V206L183 207L182 205L181 206H177L176 205V209H178V210H185V213H188L187 211H189V216H190V214H191V216L190 217H187L188 216V214L187 215H185L183 212H181V213H183L184 215H182L181 213H179V214H181V216L180 217H182V218H184L185 217V219H182L181 218V220H188L187 218H189L190 219V221L188 220V221H186V223L184 224V223H182V224H184V225H181V226H184L185 227V230H184V228L183 227H181L180 226V228H182V229H180V230H184V231H181L182 233L180 234V230L178 231V233L180 234L179 235V237L177 238V237H174V235H172V234H169V232H168V228H170L171 227V225L168 227V225H165V223H162V224H164V225H156V224H154V222H152L150 219V221L149 220H147V219H142L144 222H146L145 224H144V222L141 220V222L142 223H138V222H140V221H138L137 222V220L136 221H132V222H134V223H136L137 222V224H134V223H129L127 226H131V225H135V226H133V230H132V228L131 227H128V228H125V226L124 225H126V224H124L123 225V223L124 222H122L120 219H121V217L119 218V220L118 219H116L117 217H119L120 215H119V213L120 212H122V211H119V213L118 212H116V211H114V209H116L117 207L115 206V208L113 209V212L114 213H110L111 214V216H110V214L108 215L109 216V218H108V216L105 218V221H106V219H109V221H110V223H109V221L107 222V224H110V226L109 225H107V227H108V229H106L105 230V234H102L101 232H99V234H98V232L96 233H93V234H89V235H85L84 233H80V229H82V227L78 230V226H79V224H82L83 225V223H84V219L83 218H85V216H83V214H81L80 212H78L79 210L78 209H80L79 207H78V214H73L72 212V214L73 215H75V217L77 218V219H79L78 217H82V219H81V221H83V222H81L80 221V219H79V221L77 220H75L76 221V226H75V228H77L76 230H78V232H79V236H76V240H75V242H76V252H75V254H74V257H75V262H74V264H116V262H117V264H123V262H124V264L127 262L128 264H134L136 261H134V259L135 258H139V255H140V253H141V251L144 253V250H145V248L148 246V245H152L151 246V249H150V254H152L153 252H155L156 250H157V248H155L154 247V250L155 251H152L153 249V246L155 245L156 246V244H158L157 242L159 241V240H162L163 242H164V244L165 245H168V246H170L171 248L172 247H174V249L176 248V250H174L173 251V262H175L174 264H193L194 263V260H197L198 259V257H197V254H198V252H196V248L191 244V242H193L194 241V239H193V241H192V238L194 237L193 235H195V232L196 231H194V230H196L195 228H197L196 227V225L198 226V220L197 219H199L196 215H193L194 213L193 212H195V210H196ZM75 207H76V205H75ZM74 206H73V208H75ZM85 207V206H84ZM132 208H134V209H136V210H138L137 208V206H131ZM136 207V208H135ZM154 207H156V206H154ZM153 207V209H155ZM180 207L181 208H185V209H180ZM192 207H193V210H192ZM72 208V207H71ZM103 208V207H102ZM102 208H100V209H98V211H101V209ZM131 208V209H132ZM236 208V209H235ZM118 209V208H117ZM190 209V210H189ZM103 210V209H102ZM107 210V209H106ZM133 210V209H132ZM221 210V211H220ZM237 210H239V211H237ZM192 211V212H191ZM108 212V211H107ZM111 212V211H110ZM229 212V213H228ZM231 212V213H230ZM234 212V213H233ZM235 212H237V213H235ZM75 213V212H74ZM101 212H99V214H100ZM103 213H105L104 211H102V214H98V216H100L101 217V215H102V217H103ZM218 214H220V215H218ZM237 214H239V215H237ZM2 215H0L1 216V220L3 219L2 218ZM88 215H92V214H88ZM88 215H86V217L88 216ZM178 215V214H177ZM177 215H175V216H177ZM106 216V215H105ZM196 218H195V217ZM221 216V217H220ZM240 216V217H239ZM75 217H74V219H75ZM80 217V218H81ZM231 217V218H230ZM234 217H236L235 219L237 220H235V224L232 222L234 219ZM90 218V217H89ZM192 218V219H191ZM98 219H99V221H100V218L98 217ZM243 219V220H242ZM117 220H118V223H119V221H120V223L118 224L117 223ZM146 220V221H145ZM192 220V221H191ZM197 220V221H196ZM219 220H220V222H219ZM232 220V221H231ZM245 220V221H244ZM98 221V220H97ZM98 221V222H99ZM193 221H195L196 223H194ZM229 221V222H228ZM239 221V222H238ZM3 221H1V223H2ZM81 222V223H80ZM101 222H103V221H101ZM150 222V224H148ZM182 222H184V221H182ZM189 222H190V224H189ZM193 222V223H192ZM223 222V223H222ZM233 223L234 224V226H233V224L231 225L230 223ZM0 223V242L2 243V242H4V243H6V245H7V243H8V241H9V243H8V246H9V244H11L12 245V247H13V245H14V247L16 248L17 246H15L16 245V239L14 240V239H9L8 238V235L7 234H5V230L3 229V227H2V224ZM100 223V222H99ZM157 223H159V222H157ZM222 223V224H221ZM140 224H141V226L142 225H144V226H149V227H147L148 228V230H147V233L145 232V230H144V227L142 228L141 226H140ZM148 224V225H147ZM230 224V225H229ZM150 225H152V226H150ZM81 226V225H80ZM136 226H138L137 228H136ZM166 226V227H165ZM231 226H233V227H231ZM237 226H238V228H237ZM245 226V227H244ZM110 227V228H109ZM153 229H152V228ZM220 227H222V228H220ZM167 228V229H166ZM217 228V229H218ZM232 228H233V230H232ZM111 229H113V230H111ZM127 229H128V233H127ZM140 231H139V230ZM152 229V230H151ZM24 230H26V232L28 231V228L27 229H24ZM22 231V235L23 236H21V234L19 233V234H17V235H20L21 236V238L23 237L24 238V236L26 235H24L23 233L25 232V231ZM130 230V231H129ZM131 230H132V232H131ZM161 230V231H160ZM5 231V232H4ZM107 231V232H106ZM134 231V232H133ZM141 231H144V232H141ZM150 231H151V235L149 234L150 233ZM4 232V233H3ZM130 232L132 233V234H130ZM194 232V233H193ZM238 232V233H237ZM101 233V234H100ZM157 233V234H156ZM162 233V234H161ZM259 233V234H258ZM260 233H261V235H260ZM1 234H2V236H4V235H6V236H4V238L1 236ZM4 234V235H3ZM158 235V236H157ZM193 237H192V236ZM239 235V236H238ZM242 235V236H241ZM181 236H182V238L183 239H181ZM187 236V237H186ZM17 237H19V236H17ZM172 237V238H171ZM185 237V238H184ZM238 237V238H237ZM260 237V238H259ZM20 238V237H19ZM22 238V239H23ZM170 238L172 239V240H170ZM174 238V239H173ZM186 238H187V240H186ZM241 238V239H240ZM259 238V239H258ZM2 239H4V241L2 240ZM6 239V240H5ZM8 239V240H7ZM91 239V240H90ZM100 239V240H99ZM103 239V241L101 242V240ZM180 239V240H179ZM238 239V241H236ZM240 239V240H239ZM98 240V241H97ZM177 240V241H176ZM180 241V243H178L179 241ZM184 240L186 241L185 242V244H187V241L188 242H190L189 244H191V245H189V247H188V249L187 250H184L183 249V247L181 248V246H182V244L184 243ZM260 240V241H259ZM18 241V240H17ZM147 241V242H146ZM181 241H183V243L181 242ZM241 241V242H240ZM104 242V243H103ZM106 242V243H105ZM143 242V243H142ZM150 242V243H149ZM236 242V243H235ZM244 242V243H243ZM97 243H99V245L97 244ZM103 243V244H102ZM145 243H147V244H145ZM259 243V244H258ZM260 243H261V245H260ZM95 244V245H94ZM101 244V245H100ZM248 244V245H247ZM5 244H4V246H6ZM11 245L9 246L10 248H11ZM91 245V246H90ZM144 245V246H143ZM146 245V246H145ZM204 245H205V247L206 246H208L207 245V243H204ZM246 245V246H245ZM158 246V245H157ZM156 246V247H157ZM239 246H241L240 248H239ZM245 248H244V247ZM255 246H257L256 248H255ZM263 248H262V247ZM12 248V249H15V248ZM99 247V248H98ZM261 247V248H260ZM79 248V249H78ZM92 248V249H91ZM96 248V249H95ZM143 248H144V250H143ZM85 249V250H84ZM173 249V248H172ZM224 249H225V251H224ZM94 251V252H92V251ZM222 250H223V252H222ZM79 251V252H78ZM80 251H81V253H80ZM191 253H190V252ZM251 251V252H250ZM257 251V252H256ZM85 252V253H84ZM226 252H227V255H226ZM15 253H16V256H17V254L18 253H20V251L19 250H16L15 251ZM30 253H31V255H32V252H27V255L26 254H24V256H28V258L29 259H31L32 257H31V255H30ZM90 253V254H89ZM124 253V254H123ZM193 253V254H192ZM229 253V254H228ZM254 253V254H253ZM65 254H66V252L64 253V256L62 257V256H60L59 258H57V260L53 263V264H55V263H57V264H69L68 262H67V260H65L66 258H65ZM118 254H120L119 256H118ZM138 254V257H135L136 255ZM142 254V253H141ZM150 254H148L147 253V255L145 254H143L144 255V257H147V258H149V260H150V258H152L153 256L152 255H150ZM249 254V255H248ZM260 254L262 255V257H260ZM67 255V254H66ZM224 255V256H223ZM259 255V256H258ZM121 256H123V257H121ZM151 256V257H150ZM250 256V257H249ZM256 256V257H255ZM17 257H19V256H17ZM127 257V258H126ZM141 257V256H140ZM143 257V258H144ZM250 259H249V258ZM63 258V259H62ZM84 258V259H83ZM88 258V259H87ZM91 258H93V259H91ZM115 259V260H113V259ZM120 258V259H119ZM123 260H122V259ZM232 258V259H231ZM257 258V259H258ZM56 259V258H55ZM128 259H129V262H128ZM142 259V258H141ZM62 260H64V261H62ZM85 260V261H84ZM127 260V261H126ZM135 260H138V261H140V259H135ZM143 260H148V259H143ZM143 260H141V261H143ZM149 260H148V263H149ZM153 260V259H152ZM189 260V261H188ZM225 260V259H224ZM233 260V261H232ZM67 263H66V262ZM253 261H255V260H253ZM260 261V260H259ZM263 261V263H264V258L263 259H261V262ZM25 262H27L26 264H38L37 262H35V260H33V259H31V260H27V261H25ZM30 262V263H29ZM93 262V263H92ZM145 262V261H144ZM147 262V261H146ZM145 262V263H146ZM190 262V263H189ZM225 262V261H224ZM223 262V263H224ZM255 262H257L258 264H259V262H258V260L257 261H255ZM254 262V263H255ZM260 262V263H261ZM137 263H139V262H137ZM137 263H135V264H137ZM150 263H151V261H150ZM169 263H170V261H169ZM222 263V264H223ZM253 263V262H252ZM251 263V264H252ZM5 264H8V263H5ZM39 264H42L40 261H39ZM144 264V263H143ZM167 264V263H166Z\"/></svg>",
    "mask_w": 264,
    "mask_h": 264
},
{
    "label": "bare ground",
    "instance_id": "obj_2",
    "mask_svg": "<svg viewBox=\"0 0 264 264\" xmlns=\"http://www.w3.org/2000/svg\"><path fill=\"white\" fill-rule=\"evenodd\" d=\"M79 2L77 3V5L75 6V8H74V10L75 9H79V7H81L80 6V4H82V3H84V2H82V3H80L81 1H83V0H78ZM90 1V0H89ZM89 1H87V2H89ZM99 1H101V0H99ZM104 1V0H103ZM103 1H101V2H103ZM123 1L124 0H105L104 2H105V5L104 6H106V8L108 7V11L106 10V12H109L108 14L105 12V7H100L101 9H102V11L100 10V14L98 13L99 12V8L97 7V5H100V2H95V5H96V3H97V5L95 6V7H97L98 8V10H97V8L95 9V7L93 6L94 5V3L92 4H90V5H88L89 3H84V5L82 4V6L84 7V8H86L87 9V7H91V5H92V8L91 9H89L90 11L93 9L94 11H92L91 12V14L89 13H87V12H90L89 10L88 11H86V18L87 19H85V18H82V14H83V16H84V14H85V11H84V13H83V10H86V9H81V8H83V7H81L80 8V10H78V11H80V12H82V13H80L79 12V14H78V11L77 10H75V11H73V15H75V14H77V16H79L80 14H81V18H82V22L79 20V18L80 17H77V20H76V17H75V19H74V16L72 15V13H71V17L75 20L74 21V23H75V25H76V23L78 24V27H80V26H83V27H86V30L87 31H83L82 32V30H84L82 27L81 28H78L77 27V25H76V31L78 32V34L80 35V32H82L81 34H82V36H84L83 34H85L86 35V33L89 35L88 37H90L89 38V41H91V42H89L90 43V45H89V43H88V37H83V39L82 38H80V37H82L81 35H80V37H79V35L78 34H76V32L74 33L75 35H74V38L76 37V36H78L77 38H76V41H75V39L74 40H70L71 38H69L68 40H67V43H70V41H71V43L73 42L74 44H75V42H78V38H80V39H82V41L83 42H80L81 44H80V46L81 45H84V46H82V49L83 48H85L84 50H82V51H84L85 53V55H82V59H85L86 57H88L89 55H92V57H94L95 58V56H96V58H98V56H99V54H98V52H96V51H101V52H103V49L104 48H101V44H103L104 46L106 45L105 43H103V40H101L102 39V37L101 36H104L105 37V35H106V37L104 38L105 39V42L108 44L107 46H105L106 48L108 47H110V49L113 47L114 49L115 48H117V49H113V53H112V50H110V49H106L107 50V52L109 53V50H110V54L111 55H114L112 58L110 57L111 55H109L108 54V56H109V58L107 57V55L105 54L103 57L100 55L99 56V58H98V60H100L101 61V57L103 58V61H105L106 62V64H105V62H100V61H98L97 59H95V61L93 60V62H96V63H98L99 65L102 63H104L103 65V67H102V65H101V67L104 69V67L107 65V64H109V66H111L112 68H110L109 66H106L107 67V69L105 68V70H103L99 65V67L98 66H96L95 65V63H94V65L93 64H91L93 67V70H94V73H93V71L92 70H90L91 68V66H89L90 64H86V65H84L83 67H84V70L86 71L87 69H89L88 70V72H92V73H88L87 75H85V78L87 77V78H89V77H91V78H89V80H87V81H85L84 79L85 78H82L81 76L85 73V71L83 70V72H81L82 74L80 75V77L79 76H77V75H79V73L78 74H76V73H74L75 72V70L73 71V70H71L70 68H69V66H67L66 65V67H68V68H66L65 67V65H62V64H59L58 63V59L56 60L57 61V63L55 64V66L56 67H58L57 69H55L54 67V65H52L53 64V62H54V59H56L58 56H59V54H60V51H64V52H66V51H68L69 53L68 54H73V51H74V54H79V56H80V53H82V51L80 50V46H75L73 43H72V45H71V43L70 44H67V46H72L73 48H70V51L69 50H67V49H69V48H66V42H64L63 40H66V39H63V38H60V37H64V36H66L65 34H66V32H65V30L64 29H62V28H64V26L63 25H65V24H67V21L69 20V17L66 19V20H62V21H58L60 18H62L61 16H58V20L56 21V20H53L52 19V21L50 20V23H52V25L51 26H54V24L55 25H57V23H58V25H57V27L60 25V29L59 28H57V27H55V29H54V27H53V32L50 30L52 27H50L49 25H48V23H47V21L45 22V24H44V27L45 26H49L50 27V29H49V27L48 28H44L45 29V31L47 32V35H48V33H50V35H51V37L50 36H48L49 38H51L52 39V41H53V39L54 38H59V39H61L60 41H62V43H59V44H57L56 43V41H55V39H54V43L53 42H51V43H53L52 45H51V43L49 42V41H51L49 38V41H46V40H48V39H45V41L46 42H49L50 43V45H49V43H47L46 44V46L47 47H45L44 48V50L46 51L48 48H49V46H53L54 44H56V45H54V47H53V49H51V51L53 52V50L54 49H56L57 47H59V48H61V47H63V46H65L64 48H63V50H61V49H58V51H57V49L56 50H54V53L56 54H53L52 56H51V52H50V49H49V53H48V51H47V53L53 58H51L49 55H46V52L43 50H41L42 51V54L43 55H40L44 60H42V58L40 59L42 62H44L45 60L46 61H48L47 63H49V64H46L47 65V67H48V65L51 67V68H47V67H45V66H43L42 64H41V66L42 67H44V69H45V71L47 72V70H46V68L49 70V69H51V70H49V73L47 72V74H46V76L42 73L43 71H44V69H41L42 70V72H40V73H42L45 77H47L48 76V74H50L51 72L50 71H52L53 70V73H56V75H57V78H59L58 76L60 75V78L62 79V80H65L66 78H68V76L70 77V78H68V79H72L73 81H71V83H69L68 82V80H66L65 82H66V85L67 86H65V84H63V83H61L60 85H61V87L59 86V88H61V89H65V91H61V89H59L60 90V92H61V94H59V96H58V98L57 99H55L56 101V106H59L58 108H61L62 110H64V109H66V110H68V109H72L71 107H74V106H78V107H81L82 109H83V107H82V105H81V103L83 104L84 103V101H85V103H90V101L88 100V99H90V98H92L91 99V101L93 102L94 100L96 101H98V104L96 103V105L98 106H96L95 104H94V102H93V107H94V109H92V112L93 111H95V108L97 109V111H98V113L97 114H95L97 111H95L93 114H95L94 115V117L96 116H98V119L97 118H95V120L93 119V114H90V115H92L91 117H89V119H91L90 121H88V123H90L92 120V122H93V125H91V124H88L87 122L85 123V125H87V126H83L84 128H86V130H91V128L92 127H90V126H93L94 127V124H95V122L94 121H97V122H99L101 125L100 126H102V133H103V137H104V151L105 152H108V151H112V153L110 154L109 152V155L107 156V157H109L108 159H107V161H105L104 160V162L105 163H107V164H102L103 166L102 167H104V170L103 171H101L102 170V168H101V170L98 172L97 171V173H94V178L92 179V180H90L89 182H88V180L86 179V176L84 175V170H83V160L85 159L84 157V155L83 154H85V153H87V152H84V146H83V144L84 143H80V142H82L81 141V139H80V137L82 138V136H80V135H82L83 133H84V130H83V132H82V129H84L82 126L81 127H79V125H78V127L79 128H82L81 129V131L79 132V129H77V131H76V133L78 134H76V138H79V140H80V142L79 143H77V141H78V139H76L75 137H73V138H75V139H73V138H71V140H74V141H76V142H74V144L73 143H71V140L68 138V139H66V138H63V137H57L56 135H55V133L57 132L55 129H51L52 127H53V125H55L56 124V122H59V120L57 121V119H55V118H52L51 120L52 121H50L49 120V122L48 121H46L45 120V123H43V121H44V119H47V117H40V118H42L41 120H40V118H37L38 120H36L37 122H39V123H35L36 124V126H35V124H33L32 122H30V124L29 125H31L32 124V126L33 127H30V130H32L31 132H29L28 131V129H27V131H28V133L26 132H23V134H22V136H18V135H20L21 134V132H22V130L21 131H17L16 132V134H14L15 135V144H19L22 140H26V142H32V140L34 141V142H37V143H39V139H41V136H42V140L43 141H50V142H52V143H54V142H56V141H58L59 143H58V145H57V147H58V150H56V155H55V149H52L51 150V152L53 151V153H54V155H55V157H51V155H49V153H48V155H47V152L45 153V151L44 152H42L39 156H38V160L36 161V162H34L33 164H32V166H30L31 165V163L30 164H27V165H23L21 168H20V170L18 169V168H15V170L14 171H12L11 169H10V167H8V169H7V171L6 172H10V174H7V177H0V190L1 189H3L4 191H6L5 193L7 194V195H5L6 197V199L4 198V201H3V203H1V204H4V212H5V214H4V216L2 215V214H0V215H2V220L0 219V223H1V221H3L1 224H2V227H3V229L6 231H4L5 232V234H7L8 235V238L9 239H16V245L15 246H17L16 248L14 247V245H13V247L15 248V249H12L13 247H12V245L11 244H9V246L11 245V248L8 246V243H9V241H8V243H7V245H6V243H4V242H0V264H5V263H8V264H26L27 262H25V261H27V260H31V259H33V260H35V262H37L38 264H39V261L42 263V264H53L56 260H57V258H59L60 256H64V253L66 252V254H65V260H67V262L69 263V264H74V262H75V257H74V254H75V252L77 251L76 250V242H75V240H76V236H79L78 234H79V232H78V230L82 227V229H80L79 231H80V233L82 232V233H84L85 235H89V234H93V233H97L98 232V234H99V232H101L102 234H105V230L106 229H108V227H107V225H109L110 226V221H109V214L110 213H114L113 212V209L115 208V206L118 208H116V209H114V211H116V212H118L119 213V211H122V212H120L119 213V217H117L116 219H118L119 220V218L121 217V221L122 222H124L123 223V225L124 224H126V225H124L125 226V228H128V227H131L132 228V230L134 229L133 228V226H135V225H129V226H127L129 223H131L132 221H136L137 220V222L138 221H140V222H138V223H142L141 222V220L142 219H147V220H151L152 222H154V224H156V225H159L160 223V225H164V224H162V223H165V225H168V227L171 225V227L170 228H166L167 230H168V232H169V234H172V235H174V237H179V235L182 233L181 231H184L185 230V223H186V221H190V219L189 218H187L188 220H181V218L182 217H180L181 216V214L182 215H187L188 214V216L187 217H190L191 216V214H190V216H189V211H187L188 213H185V210H187L188 208H189V205H190V203L191 202H197L198 203V205H199V208H197V206H196V210H195V212H193L194 214L193 215H196L199 219H197L198 220V226L196 225V227L197 228H195L196 230H194V231H196L195 232V235H191L193 238H192V241H193V239H194V241L193 242H191V244L196 248V252H198V254H197V257H198V259L197 260H194V263L193 264H222L224 261V263L223 264H228L227 262H226V258H224V259H220V255L221 254H219V252H220V250L219 249H221L220 247V242H219V238L221 237H219V235L221 234H219V232H218V230H219V228H218V222H217V218H219V216H217V213H220L219 211L217 212V210H219V209H221L220 207H221V205L219 204L220 202H221V200H223L222 198L226 195V193H224V192H221V194H222V196H220V194H219V192H217V190L212 186V182L211 181H213V178H215L214 179V181L215 180H217L216 178H218V175H213V176H210L209 175V171H208V167L209 166H215L217 163L218 164H220L219 166L221 167V163H219V160H220V158H219V160L217 159V157L215 156V155H212V156H209L210 157V159L212 160L213 158H215V161H214V163L216 162V159L218 160V162H216L215 164L213 163V161H211L210 159H209V161H211L212 163H211V165H209V164H207L206 162H203V160H202V158H200V157H203L204 158V156L203 155H207V154H205V153H207V152H205V150L207 151V148L206 147H208L209 148V146H207L206 144H205V142H200V141H198V142H200L204 147H203V149H205L204 150V152H201V151H197L192 145H193V143L194 144H197L198 142H197V140H196V137L197 136H193L194 134H190L191 136H188L187 138H189L187 141H189V142H191V143H189V142H185V143H183L181 140H180V138H179V134L180 133H183V131H184V127H185V124H184V127L182 126V128H180L179 126H181L180 124H179V126L177 127V128H180L181 129V131L179 130V129H177L176 128V126L178 125L177 124V122H179V121H177V122H175V124H172V123H174V121L173 122H170L169 120L171 119L170 117H171V112H170V110L172 111V109L169 107V98H168V96H167V93L169 94V92L167 91L166 92V90H168V89H166V87L168 88V87H170V86H167V85H169L168 83H167V85H163V86H165L164 87V89H163V86H162V82L165 80V79H167V76H165V74L163 73V69H161L162 67L160 66V65H158V64H161V63H159L161 60H162V58H163V55L162 54H160L161 53V50H159L160 49V47H159V45H157V44H154V43H151V44H153V46H149L150 45V43H147V42H145V43H141L142 41H137V42H135V44H137V46L138 45H140V44H142V46H144V44H149V45H145L144 47L146 48V46H147V48H146V51L147 50H149L148 48H153L154 47V45H155V48L156 47H159L158 48V51H157V49H152L153 51H155L157 54H155V55H158V58L159 57H161L160 58V61L158 62V58H157V56H156V59L157 60H154V65H155V69L156 70H158V73L157 74H159L160 73V75H157V76H159V79H158V81H157V83L159 84H161V88H154L155 86H153L152 85V83H151V85H150V87L149 88H151L152 87V89H149V91L147 90L148 89V87H147V89H145V88H143L144 86H141L142 84V82H140V85L138 84V81L136 82V81H134V82H136L135 83V85H133V87L131 86L132 85V83L134 84V82H131L130 84L131 85H129L130 87H132L131 88V90L132 89H134L133 91H130V88H129V86L127 87L128 89H126V88H124L123 86H124V84H122V87H121V84H120V82L119 83H117V84H115L116 82H118V81H116L115 82V80H114V75L112 74V69H113V65H111V64H113V63H110V61L112 62H115L114 60H116V57H117V53H114L115 51L117 52V50H119L120 51V53L122 52L120 49H122V50H124L122 47V45L121 44H123L124 46L126 45L125 43L127 42V45H128V42L130 41L129 39H127L126 38V36L128 35L127 33L129 32V27L127 26V25H129L128 23H127V17H128V12L124 9V7H123ZM91 2V1H90ZM80 3V4H79ZM99 3V4H98ZM107 3V4H106ZM100 5V6H103V5ZM88 5V6H87ZM60 6V5H59ZM58 6V7H59ZM79 6V7H78ZM87 6V7H86ZM58 9H60V8H58ZM62 9V8H61ZM60 9V10H61ZM63 10H64V7H63ZM63 10H61V12H60V14L62 13V11ZM97 10V11H96ZM261 10H263V8H262V6H260V5H257L256 7H255V11L257 12V11H261ZM97 12V13H95L94 14V12ZM12 12V11H11ZM56 12V11H55ZM55 12H53L52 13V15H54L55 14ZM58 12V11H57ZM77 12V13H76ZM101 12H102V14H103V16H104V14H106L107 15V17H108V15H109V17H110V14H111V17L109 18V20L111 19V21L113 20L114 21V23L112 24V25H110V23H111V21L109 22V20L108 19H106L107 21H108V23L107 24H109L110 26H112L113 27V32L114 31H116L117 33H115V36L113 35L114 33L112 32V30H110L111 28H110V26L108 25V27L110 28H108L107 26H106V22H105V19H104V22L100 19V18H102V17H97V16H102V14H101ZM104 12V13H103ZM65 12L63 11V14H64ZM5 14H7V17H8V12L7 13H5ZM12 14V13H11ZM10 14V16L9 17H11L10 19L12 20V23L13 22H15V23H17V22H19V21H17V20H19V19H17V20H14L13 19V16H15V15H11ZM14 14V13H13ZM92 14H94L95 15V17L96 18H99L98 20H97V22L99 23L100 22V20L102 21V23H100L101 25H99L97 22H92L91 20H90V18H88L90 15H92ZM96 14H97V16H96ZM68 15H70V14H68ZM89 15V16H88ZM25 16V15H24ZM24 16H22L20 19H22V20H24L25 18H24ZM84 16V17H85ZM6 17V16H5ZM17 17V16H16ZM60 17V18H59ZM154 18H155V16H153ZM15 18V17H14ZM24 18V19H23ZM64 19L66 18V16L65 17H63ZM62 18V19H63ZM104 18V17H103ZM102 18V19H103ZM9 19V20H10ZM27 19H29V18H27ZM1 20V19H0ZM8 20V19H7ZM14 20V21H13ZM61 20V19H60ZM87 20H90L92 23L91 24H89L88 22H90V21H88L87 22ZM93 20V19H92ZM25 21V20H24ZM53 21H54V24H53ZM56 21V22H55ZM66 22L65 24H63L62 22ZM77 21V22H76ZM2 22V21H1ZM4 22V21H3ZM86 22V23H85ZM44 23V22H43ZM42 23V24H43ZM59 23H62V24H59ZM81 23V24H80ZM166 23V22H165ZM1 24V23H0ZM7 24V23H6ZM47 24V25H46ZM84 24H86V25H84ZM103 24L106 26V28H104L103 27ZM114 24H115V27H114ZM4 25L5 24H2V25H0V26H2L3 27V29L5 28L4 27ZM9 25H11L9 22H8V25H6V27L7 26H9ZM14 25V23L12 24V26ZM88 25V26H87ZM89 25H92L93 26V28H91V26H89ZM99 25V26H98ZM15 26V27H14ZM13 27H10V31L14 28V31H12V33H7L8 35L10 34V37L13 35V37L15 36L16 37V27H17V25H14ZM40 26H41V24L39 25V26H37V28L39 27L40 28ZM99 27V29L101 30V32L104 30V31H106V29H108L109 31H110V33L109 34H106L107 33V31L102 35L101 34V32L99 31V29H98V27ZM97 29H96V28ZM128 27V28H127ZM7 28H9V27H7ZM12 28V29H11ZM1 29V28H0ZM2 29V30H3ZM47 29V30H46ZM56 29H59V30H61V31H59L60 33H58V34H61V32H62V34L61 35H58L57 33H56V31H54V30H56ZM90 29V30H89ZM92 29H94V30H92ZM95 29H96V31H95ZM127 29V33L125 32V30ZM5 30H7L6 28H5ZM4 30V31H5ZM51 31V32H48V31ZM63 30H64V34H63ZM92 30V32L90 33V31ZM97 30H98V33H97ZM1 31V30H0ZM8 31V30H7ZM89 31V32H88ZM103 31V32H104ZM3 32V31H2ZM9 32V31H8ZM14 32V33H13ZM57 32H58V30H57ZM94 32V34H92ZM96 32V33H95ZM99 32H100V34H99ZM102 32V33H103ZM45 33V32H44ZM51 33H53V34H51ZM56 34V36H52V35H55ZM126 35H125V34ZM5 34V36H6V33H4ZM93 36H92V35ZM97 34V35H96ZM112 34V35H111ZM130 34V33H129ZM7 35V36H8ZM44 35H46V34H44ZM44 35L42 34V36H43V38H44ZM64 35V36H63ZM95 35V36H94ZM98 35L101 37H99V38H96L95 39V37L97 36L98 37ZM108 35H110V36H108ZM147 35H149V33L147 34ZM113 36V37H112ZM12 37V38H13ZM41 37V36H40ZM54 37V38H53ZM128 37V36H127ZM86 38H87V40H86ZM93 38V39H92ZM109 38H111V40L109 39ZM114 38V39H113ZM116 38V39H115ZM125 38H126V41H125ZM91 39V40H90ZM109 39V40H108ZM15 40V39H14ZM58 40V39H57ZM70 40V41H69ZM87 41V43H88V45L90 46V48L88 47V45L87 44H85L84 43V41ZM97 40H99V41H97ZM112 40L114 41V42H112ZM118 40V41H117ZM119 40H121V42L122 41H125V42H123V43H121V42H119ZM128 40V41H127ZM132 40V39H131ZM143 40V39H142ZM156 40V39H155ZM85 41V42H86ZM96 41V42H95ZM109 41H110V45H113L112 47L109 45ZM117 41V42H116ZM45 42V43H46ZM78 42V43H79ZM94 42V43H93ZM99 42V43H98ZM102 42V43H101ZM120 43V45H119V43ZM139 42H140V44H139ZM157 42V41H156ZM4 43V42H3ZM6 43V42H5ZM96 43H98V45H101L100 47L98 46V45H96ZM113 43H115V44H113ZM130 44L131 43H133V45H134V41L132 42H129ZM65 44V45H64ZM92 44H93V47H92ZM97 46V47H99V50H97L96 49V51L94 50V49H92V48H94V46L95 45ZM117 44L119 45V46H117ZM172 44V43H171ZM6 45V47L9 45L8 43L7 44H4L3 46H5ZM77 45H79V44H77ZM85 45H87L86 47H85ZM55 46H57L56 48H55ZM95 46V47H96ZM104 46H102V47H104ZM117 46V47H116ZM121 46V48L119 49L118 47H120ZM132 45H129V47L128 48H130V50H127L126 51V55L128 56V57H130V53H131V57H134L135 56V54H136V56H135V58H137V56H139V54H142L141 52H142V50H144L145 48H143L141 45L140 46H133L134 47V49H136L135 51L137 52V53H132L133 51V49H131V48H133V47H131ZM149 46V47H148ZM17 47H20V45H18ZM50 47V48H51ZM78 48V49H76V48ZM96 47V48H97ZM141 49H140V48ZM1 48H4V47H1ZM8 48H10V46L8 47ZM42 48V47H41ZM86 48H87V50H90V52L91 53H89V51H87L86 50ZM138 48H139V50H140V52H139V50H138ZM162 48V47H161ZM241 50H242V53L243 54H246V55H248L249 57H250V59H252L251 60V63H252V68H253V95H252V98H251V100H252V102H251V107L250 108H248V107H246L245 108V110H246V115L244 116L245 118L247 117L248 118V124H250V125H252V126H249V127H247V128H249V130H250V132L252 131V133L253 132H255L254 134H251V135H253L252 136V140L254 141V139L257 137V134L256 133H258V137H259V135L261 134V133H263L264 132V128H263V125H260V127H258L259 126V124H258V122L260 123V121H258L257 119V117L258 116H260V118H261V116H263L264 115V111H263V113H262V110L264 109V104H262L263 102H264V44H262V43H251L250 45H248V44H244V45H242L241 47ZM5 49H7V48H5ZM73 49V50H72ZM75 49L76 50H79V51H75ZM18 50V49H17ZM71 50H72V52H71ZM87 51V53H86V51ZM92 50H94L95 51V53H97V55L94 53V51H92ZM105 50V49H104ZM138 50V51H137ZM151 49H150V51H152ZM125 51V50H124ZM128 51H131V52H128ZM152 51V52H153ZM8 52V54L7 55H9V56H11V55H13L14 56V54L13 53H15V52H13V51H7ZM12 52V53H11ZM18 52V51H17ZM19 52H20V50H19ZM59 52V53H58ZM76 52V53H75ZM80 52V53H79ZM93 52V53H92ZM106 51H104V53H107ZM128 52V53H127ZM139 52V53H138ZM0 53H4V50H1V52ZM11 53V54H10ZM62 53V52H61ZM149 53V52H148ZM154 53V52H153ZM66 54V53H65ZM86 54L88 55V56H86ZM116 54V55H115ZM118 54H119V52H118ZM134 54V55H133ZM5 55H6V52L3 54V56H2V58H5ZM7 55H6V57H7ZM18 55V54H17ZM17 55L15 54V56H14V58H16L15 60H16V62L17 61H19V59L21 58V60L19 61V63H20V65H21V68H19L18 67V63H16V64H18L17 66L15 65V60H14V58H10L9 57V59H8V57H7V59L10 61L9 62V64H8V60L5 58V59H3V61L4 62H2V58L0 59L1 60V64H2V68H3V65L5 64V60L7 61V63L5 64V66L6 65H8V66H11V68L13 67V69H14V67H15V70H17V68L16 67H18V70L17 71H14L13 69V71L11 70V68L10 67H7V68H9V74H14V76L12 75V77H14V80L15 81H12V82H14L16 85L15 86H17L18 84H24L23 85V87H19V85H18V88L17 87H15L16 89H15V91L12 89V91L10 92V93H6L5 94V92L4 91H8V90H5V89H3L4 87H6L7 85H4L2 82H0V84H2V85H4V87L2 88V87H0V137H1V134H3V133H7L8 134V131L6 130L7 129V127H8V129L9 128H11L12 126L11 125H13V124H16V123H18V122H24L25 121V118L27 117V115H28V112H27V107H25V104H26V102L28 101V96H27V91L29 90L28 88H27V83H29L28 81H29V78H28V74H26L25 73V70L27 69H29V68H27L26 67V65L28 64H31L32 63V61L31 60H33L34 61V59L36 60V58H30L31 56H29L28 58H27V56H24V57H22L23 55H21V57H20V55H18V57H17ZM46 55V56H45ZM61 55V54H60ZM64 55V53H62V56ZM133 55V56H132ZM44 56H45V58H44ZM50 57V58H48V57ZM54 56L56 57V58H54ZM62 56H60V57H62ZM77 56V55H76ZM83 56H86L85 58L83 57ZM105 56H106V59H114V60H105L104 58H105ZM126 56V58H128ZM1 57V56H0ZM25 57H26V59H25ZM32 57H36V56H33L32 55ZM59 57V58H60ZM78 57V56H77ZM30 58V61H31V63L30 62H28L29 59ZM14 61H12V60ZM51 59V60H50ZM69 59V58H68ZM67 59V60H68ZM130 59V58H129ZM28 60V61H27ZM39 62H38V64H40V60L39 59H37ZM36 60V61H37ZM52 60H53V62H52ZM92 60H91V62H92ZM167 60V59H166ZM169 60V59H168ZM12 61V62H11ZM36 61L35 62H33V64H31V65H35V70H36V67H38V65L36 64ZM28 62V63H27ZM51 62H52V64H51ZM100 62V63H99ZM108 62V63H107ZM155 62L157 63V64H155ZM13 63L14 65H11V64ZM55 63V62H54ZM169 63V62H168ZM45 64V63H44ZM116 64V63H115ZM114 64V65H115ZM25 65V66H24ZM30 65V67L32 68L33 66H31ZM37 65V66H36ZM59 65L61 66L62 65V67H59ZM156 65H158V66H156ZM191 65V66H190ZM190 65H188V67L187 68H183V69H186L185 71H187V70H189L188 72H184L183 71V69L182 68H180V70H179V72H178V69H177V73H180V74H182V79H184L183 81H185L184 82V85L186 84V82H188L189 83V81H191L189 84H191L192 86L190 87V85L188 86V87H190V88H193V86L194 85H196V90H199L200 88H198V84L201 86V84H200V79H199V82H198V80H197V76H198V78H200L201 77V79L203 78V76H200V75H202L201 73H200V69L198 68V66H196L195 64H190ZM193 65V66H192ZM40 66V67H41ZM85 66H86V68H85ZM197 67V69L198 70H196L195 68ZM52 67L54 68V69H52ZM66 68L65 70H63L62 68ZM83 67H82V69H83ZM95 67H97V68H95ZM164 67V66H163ZM110 68V69H109ZM160 68V69H159ZM33 69V68H32ZM39 69V68H38ZM58 69H59V71H61L60 73H62L63 71V74L64 73H66L67 74V76H65V74L63 75H61V74H57V72L59 73V71H58ZM61 69V70H60ZM70 71H69V70ZM96 69V70H95ZM26 70V71H27ZM29 70H31V69H29ZM63 70V71H62ZM98 70H103L102 72L101 71H98ZM160 70V71H159ZM193 70V71H192ZM0 71H1V69H0ZM11 71V72H10ZM18 71H21V72H19L18 73ZM37 71V70H36ZM38 71H40V70H38ZM55 71H57V72H55ZM70 72V74L73 72V75L71 74V75H68V72ZM96 71L99 73L100 72V74L102 73V75H103V72H104V75L102 76H100V74H97L96 73ZM107 71V72H106ZM182 73H181V72ZM199 71V72H198ZM30 72V71H29ZM35 72V71H34ZM46 72H44V73H46ZM109 72L111 73V75L109 74ZM157 72V71H156ZM195 72V73H194ZM197 72V73H196ZM39 73V72H38ZM53 73H51V75H50V77L51 76H53L54 74ZM87 73V72H86ZM109 74V76H107L108 74ZM162 73V74H161ZM1 74V77H0V80H1V78H2V80L4 79H6L7 80V78H8V80L10 79V81H11V77H10V75H8L9 77H2V73H0ZM5 75H3V76H7L6 75V73H4ZM26 74V75H25ZM31 74H34V73H31ZM37 74V73H36ZM42 74H39V76H41ZM53 74V75H52ZM75 74H76V76H77V78H78V80H75L74 79V77H76L75 76ZM94 75V77H95V75H96V77H97V75H99L100 77H101V79H102V77H103V79L102 80H104V78H105V76H106V78L109 80V79H111V77H113L111 80H112V84L113 85H118V84H120V85H118V87L120 86V90L122 91V92H130V93H126V94H124V93H121V94H117V92H118V90H115V91H117V92H112V91H110V89H108V88H106V87H109L111 84H109L108 83V85L107 84H104L103 83V85H107V86H105V88L104 89H102L103 88V86H101L100 84H99V82L100 81H97L95 78H93V80H92V77H93V75ZM107 74V75H106ZM180 74H179V76H176V77H180ZM35 75V74H34ZM88 75H91V76H89L88 77ZM178 75V74H177ZM185 75V76H184ZM191 75H194V76H191ZM66 78H65V77ZM196 76V77H195ZM200 76V77H199ZM27 77V78H26ZM34 77V76H33ZM36 77V76H35ZM45 77H43L44 79H45ZM50 77H48L47 79H45V80H48V82H49V80L51 81V83L53 82H55V81H53V80H55L56 79V76H54L55 77V79H53L52 80V78H54V77H52V78H50ZM65 79H64V78ZM73 77V78H72ZM109 77V78H108ZM165 77V79H163ZM186 77V78H185ZM189 77H190V79H189ZM223 77V75L220 77L219 76V78H222ZM32 78V77H31ZM59 78V79H60ZM195 78V79H194ZM42 79V78H41ZM56 80V83L55 84H53V85H56L57 84V81H59L58 82V84L60 83V80ZM82 79L84 80V82L82 81ZM91 79V80H90ZM107 79H105V80H107ZM162 79H163V81H162ZM181 77H180V81L177 79V81H178V83L180 84V82H181ZM61 80V81H62ZM69 80V81H70ZM94 80H96V83H92L91 82V84L89 85L88 83H90V81H94ZM104 80V81H105ZM111 80H109V82L111 81ZM160 80V81H159ZM187 80H189V81H187ZM195 80V81H194ZM197 80V81H196ZM33 80H31V82H32ZM79 83H81V81H82V83H81V87H82V84L84 85L83 86V89L82 88H80V86H79V84H78V82ZM162 81V82H161ZM183 81L181 82L182 84H183ZM192 81H194L193 82V84H192ZM20 82V83H19ZM42 82H43V80H42ZM63 82V81H62ZM73 82H75V83H73ZM85 82H87V87L85 86ZM95 82V81H94ZM14 83H11L10 82V84H12V85H14ZM37 83V82H36ZM101 83V82H100ZM163 83H166V80H165V82H163ZM197 83V84H196ZM201 83H202V81H201ZM34 84V83H33ZM40 84V83H39ZM49 84H50V82H49ZM52 84H50L51 85V87L53 86ZM71 84V85H70ZM76 84L78 85V86H76ZM181 84V85H182ZM11 85V86H12ZM45 85V84H44ZM47 85V84H46ZM45 85V86H46ZM73 85V87L75 88H73L72 87V89H71V86ZM75 85V86H74ZM178 85V84H177ZM184 85H182V86H184ZM188 84H186V86H187ZM203 85V84H202ZM48 86V85H47ZM57 86V85H56ZM68 86H69V88H68ZM112 86V85H111ZM110 86V87H111ZM181 86V87H182ZM186 86H185V88H186ZM14 86H12V88H13ZM30 87H31V85H30ZM29 87V88H30ZM50 87V86H49ZM53 87H55V86H53ZM85 87V88H84ZM116 87V86H115ZM114 86L113 87H111V88H115ZM118 87H116V89H119ZM139 87V88H138ZM146 87V86H145ZM180 86H178V89H180L179 88ZM4 90H2V89ZM32 88H34V87H32ZM136 88H138L137 90H135ZM145 89V91H143V90H139V89ZM263 88V89H262ZM8 89H9V87H8ZM28 89V90H27ZM47 89H48V87H47ZM50 89V88H49ZM57 89V88H56ZM81 89H82V91H81ZM84 89H86V91L84 90ZM123 89V90H122ZM124 89H126V90H124ZM165 90V92L163 91V90ZM182 89H184V88H182ZM182 89H180L181 90V92H182ZM193 89H195V87L193 88ZM10 90V89H9ZM45 90V89H44ZM68 90L69 91H71V93L69 92L68 93ZM87 90H89L88 92H87ZM119 90V91H120ZM128 90V91H127ZM170 90H172V89H169V91ZM180 90H179V93H180ZM184 90H187V88L186 89H184ZM192 89H190V91H191ZM196 90H194V91H196ZM202 90V89H201ZM31 91V90H30ZM36 91V90H35ZM56 91V90H55ZM81 91V92H80ZM135 91V92H134ZM137 91V92H136ZM140 91V92H139ZM145 92V94H143V96H142V94H141V92ZM189 91V92H190ZM194 91H193V93H194ZM206 91V90H205ZM205 91H204V93L203 92H200V90H199V92L200 93H203V95H202V99L204 100V94H205ZM63 92H65V93H63ZM83 92V93H82ZM85 92H86V94H85ZM132 92V93H131ZM142 92V93H143ZM172 91H170V93H171ZM178 92V91H177ZM184 92V91H183ZM185 92H187V93H185ZM184 93L186 94V97H188L189 96V94H191V96H189L188 98H191V99H193L194 100V98L196 99V98H198V99H201L200 97V93L199 92H195L194 94L193 93H189L188 94V90L187 91H185ZM192 92V91H191ZM206 92H209L208 90L206 91ZM239 92H241V91H239ZM32 93V92H31ZM34 93V92H33ZM58 93H59V91H58ZM57 93V94H58ZM72 93H73V96H75L76 94H77V96H75V97H72V98H75V99H72L71 98V96H72ZM90 94L91 96H89V98H87V97H83L85 100L83 101V98L81 97V94H84V95H87V94ZM119 93V92H118ZM134 93V94H133ZM138 94V97H137V99L135 100V98H136V94ZM5 94V95H4ZM42 94V93H41ZM47 94V93H46ZM45 94V95H46ZM52 94V93H51ZM80 94V95H79ZM134 95L133 97H132V95ZM185 94H184V96L182 95V93H181V95L184 97V98H186L185 97ZM187 94H188V96H187ZM227 96L229 95V97H231L230 96V94H227V93H225ZM53 95H56V94H53ZM70 95V97H68L67 98V96H69ZM84 95H82V96H84ZM92 95H93V97H92ZM97 95V97H95L96 99H94V96H96ZM136 95V96H135ZM169 95H172V94H169ZM193 95V96H192ZM197 95V96H196ZM38 96V93H37V95H36V97ZM39 96H42V95H39ZM43 96H44V94H43ZM79 96V97H78ZM128 96V97H127ZM140 96H141V100H139L140 99ZM179 96H180V94H179ZM178 96V97H179ZM195 96V97H194ZM46 97L47 96H45V98L44 99H46ZM53 97V96H52ZM79 99H78V98ZM81 97V98H80ZM130 97V98H129ZM170 97V96H169ZM172 97V96H171ZM49 98H51V97H49ZM70 98H71V100H70ZM177 98V97H176ZM181 98V97H180ZM226 98V97H225ZM40 99V98H39ZM48 99V98H47ZM52 99V98H51ZM51 99H50V102H52L51 101ZM54 99V98H53ZM127 99V100H126ZM129 99V100H128ZM211 99V100H210ZM3 100V101H2ZM27 100V101H26ZM30 100V99H29ZM34 100H36V99H34ZM42 100V99H41ZM78 100H80V102H81V100H82V102L80 103V104H75V102L77 101L78 103H79V101ZM132 101V104L134 105V104H136L135 102L137 101V104H138V107H137V104H136V106H134V108L135 109H133L132 108V104H131V108H129V105L128 104H126L125 102H128L129 103V101ZM192 100V101H193ZM197 100V99H196ZM195 100V102H193V103H196L197 101ZM43 101V102H42ZM42 101H40V103L42 104V103H45L44 101L45 100H42ZM134 101V102H133ZM182 101V100H181ZM200 101V100H199ZM202 101V100H201ZM211 101V102H210ZM30 102V101H29ZM47 103L49 102V100L48 101H46ZM49 102V103H50ZM91 102V103H92ZM183 102V101H182ZM204 102V101H203ZM217 103V101H216V99L214 98V97H212L211 95H209V105L211 104V103ZM126 105H125V104ZM198 103V102H197ZM202 103V102H201ZM46 104V103H45ZM44 104V105H45ZM52 104V103H51ZM51 104L49 105V108L51 109ZM75 104V105H74ZM182 104V103H181ZM189 104H191V103H189ZM203 104V103H202ZM202 104H201V106H202ZM215 104H214V106H215ZM47 105V106H48ZM54 105V110L56 111L57 110V108H56V106ZM74 105V106H73ZM95 105V106H94ZM185 105H187V104H185ZM200 105V104H199ZM205 105V104H204ZM212 105L213 104H211L210 106L212 107ZM263 105V106H262ZM46 106V105H45ZM76 106V107H77ZM188 106V105H187ZM194 106H195V104H194ZM194 106L192 105V108L190 107V109L187 107V109H188V112L189 111H192L191 109H195L194 108ZM213 106V107H214ZM217 106V105H216ZM36 107V106H35ZM37 107H38V105H37ZM40 107H41V105H40ZM77 107V108H78ZM90 107H92V105L90 106ZM196 107H197V105H196ZM205 107V106H204ZM204 107L201 109L202 111L204 110ZM263 107V108H262ZM49 108H47L46 107V109L48 110ZM52 108V109H53ZM76 108V109H77ZM185 108H186V106H185ZM216 107H214L213 109H215ZM26 109V110H25ZM49 109V110H50ZM61 109H58L56 112H58V111H61ZM75 109V108H74ZM99 109V110H98ZM130 109V110H129ZM133 109V110H132ZM186 109V110H187ZM196 109H198V107L196 108ZM260 109V110H259ZM73 110V109H72ZM78 110H79V108H78ZM91 110V109H90ZM101 110V111H100ZM244 110V111H245ZM248 110V111H247ZM29 111V110H28ZM69 111V110H68ZM68 111H67V113H68ZM76 111V110H75ZM89 111V110H88ZM88 111H85V113L83 112V110H82V112L81 113H84V114H86V112H88ZM195 111H197V112H199L200 111V108H199V111L198 110H194L193 112H195ZM260 111V112H259ZM35 112V111H34ZM62 112V111H61ZM60 112V113H61ZM69 112H71L72 113V111H69ZM74 112V111H73ZM77 112H79L80 113V110L79 111H77ZM91 112V113H92ZM188 112H187V114H188ZM193 112H189L191 115H195L196 113H193ZM70 113V114H71ZM89 113V112H88ZM175 113H176V111H175ZM193 113V114H192ZM199 113H202V112H199ZM258 113L260 114V113H262V115L260 114V115H258ZM64 114V113H63ZM66 114V113H65ZM73 114V113H72ZM84 114H82L83 115V117H84ZM177 114V113H176ZM61 115V114H60ZM75 115H76V113H75ZM77 115H78V113H77ZM89 115V116H90ZM11 116V117H10ZM62 116V115H61ZM73 116V115H72ZM79 116V115H78ZM78 116H76V117H78ZM81 116V115H80ZM86 116V115H85ZM197 116H198V114H197ZM196 116V117H197ZM10 117V118H9ZM33 117V116H32ZM36 117H37V115H36ZM35 117V118H36ZM75 117V116H74ZM75 117V118H76ZM100 117V118H99ZM191 117H195V116H191ZM264 117V116H263ZM263 117H262V120H264L263 119ZM30 118V117H29ZM61 118V117H60ZM81 118V120H82V116L80 117ZM79 118V119H80ZM87 118H88V115H87ZM174 118V117H173ZM180 118H181V116H180ZM189 118H190V115H189ZM27 119V118H26ZM55 119V120H54ZM88 119V120H89ZM97 119V120H96ZM105 119H106V121H105ZM31 120V119H30ZM30 120H27V121H30ZM54 120V121H53ZM79 121V122H82V121ZM85 120V119H84ZM99 120V121H98ZM104 120V121H103ZM260 120V119H259ZM31 121H35L34 119H32ZM41 121H42V123H41ZM77 121V123L79 124V122ZM86 121V120H85ZM101 121H103L102 123H101ZM105 122V123H104ZM262 122V121H261ZM182 123V122H181ZM81 124V123H80ZM98 124V123H97ZM177 124V125H176ZM261 124V123H260ZM263 124H264V122H263ZM24 125H25V123H24ZM172 125V126H171ZM175 125V126H174ZM242 125H244V122L242 123ZM253 125H255V127L253 126ZM258 125V126H257ZM9 126H11V127H9ZM26 126H28V123H27V125ZM35 126V127H34ZM39 126V127H38ZM41 126V127H40ZM96 126V125H95ZM262 126V127H261ZM89 129H88V128ZM173 127V128H172ZM32 128V129H31ZM95 128V127H94ZM97 128V127H96ZM95 128V129H96ZM172 128V129H171ZM253 128V129H252ZM257 128V129H256ZM263 128V129H262ZM74 129V128H73ZM98 129H100L99 127H98ZM98 129H97V131H98ZM174 129V130H173ZM177 129V130H176ZM12 130V129H11ZM11 130H9V131H11ZM74 130H76V128L74 129ZM92 130H93V128H92ZM91 130V131H92ZM172 130V131H171ZM176 130V131H175ZM255 130V131H254ZM257 130H259V132L257 131ZM261 130V131H260ZM13 131V130H12ZM175 132L176 134L175 135H177V136H175V137H177V139H175L173 136H174V134L172 133V132ZM178 131V132H177ZM179 131H180V133H179ZM263 131V132H262ZM73 132H75V131H73ZM95 132V131H94ZM184 132H186V131H184ZM191 132V131H190ZM189 132V133H190ZM11 133H14V132H11ZM38 133V134H37ZM90 132H88V135H90L89 134ZM99 133H101L100 131H99ZM101 133V134H102ZM189 133L188 132H186V135H189ZM26 134V135H25ZM39 134H41L40 135V138L39 139H37L38 137H39ZM73 134V133H72ZM72 134H70V135H72ZM75 134H73L74 136H75ZM80 134V135H79ZM85 134H86V131H85ZM94 134V133H93ZM264 134V133H263ZM263 134H261L262 136H263V139H262V136H261V138L259 137V141H260V139H261V141L258 143L259 145V148H258V146H257V149H260V150H262L261 152H263L264 151V135ZM36 135H38V136H36ZM84 135V134H83ZM87 135V134H86ZM95 135V134H94ZM96 135H98V134H96ZM185 135V134H184ZM12 137H13V134L11 135ZM18 136V137H17ZM78 136H80V137H78ZM91 136V135H90ZM101 136V137H102ZM182 137H183V134L181 135ZM180 136V137H181ZM3 137V136H2ZM35 137H36V140H35ZM71 137V136H70ZM89 137V136H88ZM181 137V138H182ZM186 137V136H185ZM191 137H193V138H191ZM11 138V137H10ZM10 138H9V140H10ZM85 138H86V136H85ZM89 138H91V137H89ZM179 138V139H178ZM198 138V137H197ZM254 138V139H253ZM14 139V137L13 138H11V142H12V140ZM18 139H20V141H18ZM190 139H191V141H190ZM200 139V138H199ZM258 139V138H257ZM257 139L255 140V142L257 141ZM17 140V141H16ZM196 140V141H195ZM201 140V139H200ZM14 141V140H13ZM41 141V140H40ZM43 141H41L42 142V144L43 143H45V142H43ZM97 141V140H96ZM195 141V142H194ZM212 141H214V143H216V141L213 139V140H210V144H208V145H210V146H212ZM239 141H241L242 142V140H239ZM4 142V141H3ZM23 142V141H22ZM22 142L20 143V144H22ZM25 142V141H24ZM23 142V143H24ZM62 142V143H61ZM197 142V143H196ZM255 142H252V143H255ZM77 143V144H76ZM189 143V144H188ZM240 143V142H239ZM261 143V144H260ZM2 144V143H1ZM25 144V143H24ZM23 144V145H24ZM27 144V143H26ZM192 144V145H191ZM201 144H199L200 146H201ZM256 144H257V142H256ZM97 145V144H96ZM185 145V146H184ZM187 145H190L191 147L190 148H188V146ZM240 145H242V143H240ZM260 145L261 146H263V148L262 147H260ZM2 146H3V144H2ZM6 145H4V147H3V149H7V147H5ZM48 146V145H47ZM84 148H83V147ZM89 146V145H88ZM100 146H101V143H100V145H99V148H100ZM187 146V147H186ZM256 145L254 144V152L256 151L255 149H256V147H255ZM87 147V146H86ZM97 147V146H96ZM183 147V149L184 150H182L181 148ZM185 147L188 149L187 151H189V154H194V153H191L192 151H190V149L193 147L198 153H202V155L200 154V156H198L199 154H197V152H196V156L194 157V159H191L193 156L191 155H189L188 153H187V151L185 152ZM48 148V147H47ZM50 148V147H49ZM191 149V150H194V149ZM27 149V148H26ZM89 149H92V148H90L89 147ZM201 149H202V147H201ZM0 150H1V148H0ZM87 150H88V148H87ZM106 150H108V151H106ZM194 150V151H195ZM199 150V149H198ZM6 151V150H5ZM14 151V150H13ZM13 151H12V153L10 152V154H9V152L8 151H6L5 153H6V155L8 156V157H11V158H14L15 156L13 155ZM91 151V150H90ZM15 152V151H14ZM102 152V151H101ZM0 153H1V151H0ZM108 153H105V154H108ZM255 153H257V152H255ZM259 154H257V157H255V158H257V159H259L260 157H261V155L260 154H262V159H263V161H264V158H263V156H264V152L263 153H260V151L258 152ZM98 154V153H97ZM54 155H52V156H54ZM87 155V154H86ZM100 155H102V154H100ZM209 155H211V154H209ZM198 156V157H197ZM208 156V155H207ZM207 156L205 157V158H207ZM253 156H256L255 154L253 155ZM260 156V157H259ZM49 157H50V159H53L54 158V160L56 159L57 160V162H54V160L53 161H51V160H49ZM87 158H88V156H86ZM101 157V156H100ZM208 157V158H209ZM213 157V158H212ZM102 158V157H101ZM207 158V159H208ZM100 159V158H99ZM106 159V158H105ZM256 159V160H257ZM262 159L260 158L259 160H261V161H259V163L261 162L262 163ZM88 159H86V161H87ZM85 161V160H84ZM224 161V160H223ZM51 162H54L53 163V165H52V163ZM203 162V163H202ZM86 163V162H85ZM100 163H102V162H100ZM205 163L207 164V165H209V166H207V165H205ZM201 164L202 165H204V166H201ZM223 165H224V163H222ZM264 164V163H263ZM263 164H259V166L260 165H262L263 166ZM107 165V167L109 168V171H111V172H114L113 174H114V180L116 179L115 178V176L117 175V181L114 183V184H116L118 181H119V176L118 175H120V173H121V175L123 174V175H125V177L122 179V178H120L121 179V182H125L124 184H126V183H130L129 182V180L130 181H134L133 182V184L134 185H138V187L139 188H143L142 190V193L141 192H139V193H141V194H139L138 195V192H137V197L136 198H138V196L140 197V198H138L135 202H133V203H131V204H128V203H126L125 202V200L127 201V199H124L122 196H120V198L117 200V197H116V199L112 196V197H110L109 196V198H107V196H106V194L104 195L102 192H100V187L102 188V186L104 185L103 183V181L106 179V177L103 179V177H104V174H106L107 175V169H105L106 167L105 166ZM205 166H207V170L205 169ZM219 166H217L216 165V167H214V169L215 168H217L218 169V167ZM261 166V167H262ZM98 167H99V165H98ZM219 167V168H220ZM223 167V166H222ZM260 167V168H261ZM202 168V169H201ZM211 168V167H210ZM100 169V168H99ZM212 169V168H211ZM216 169V170H217ZM223 169V168H222ZM83 170V171H82ZM92 170H93V168H92ZM94 170H96V169H94ZM106 170V171H105ZM205 170V171H204ZM219 170V169H218ZM217 170V171H218ZM224 170H225V168H224ZM206 171H208L207 173H206ZM212 171H213V169H212ZM237 171V173H238V170H236ZM244 171V170H243ZM242 171V172H243ZM13 172V173H12ZM93 172V171H92ZM111 172H109V173H111ZM221 171H219L218 173L217 172H214V173H216V174H219ZM235 172V171H234ZM240 173H241V171H239ZM261 172H263L262 174H261V179H258L259 180V182H261V183H259V185H263L262 187H261V189L263 188V190H264V167H262V171ZM210 173H211V175L213 174L211 171H210ZM236 173V172H235ZM234 173V174H235ZM236 173V174H237ZM255 173H259V168H258V170L255 172ZM128 174H131L130 176H129V180H125V179H127L128 177H127V175ZM235 174V175H236ZM120 175V176H121ZM222 175V174H221ZM240 175V174H239ZM244 175V174H243ZM0 176H1V173H0ZM113 176V175H112ZM111 176V177H112ZM217 176V177H216ZM256 176H260V175H258V174H256ZM211 177H213L212 179H211ZM226 177V176H225ZM237 177V176H236ZM219 178H221V177H219ZM240 178V177H239ZM238 178V179H239ZM230 179V178H229ZM125 180V181H124ZM219 180V179H218ZM107 181V180H106ZM105 181V182H106ZM128 181V182H127ZM136 181V182H135ZM240 181H242V179L240 178ZM240 181H238L239 183H240ZM262 181H263V183H262ZM114 182V181H113ZM120 182V184H119V182H118V185H121V184H123V183H121ZM132 182H131V184H132ZM214 183V182H213ZM216 183V185L218 184L217 182H215ZM106 184V183H105ZM113 184V183H112ZM123 184V186H127L128 184H126V185H124ZM130 184V185H131ZM132 184V185H133ZM245 184V183H244ZM117 185V184H116ZM130 185H128V186H130ZM240 185H241V183H240ZM135 186V187H136ZM215 186V185H214ZM228 186V185H227ZM242 186H243V181H242ZM120 187H122V186H120ZM131 187V186H130ZM241 186H239V188H240ZM39 190H38V189ZM124 188V187H123ZM122 188V189H123ZM260 188V187H259ZM33 189H36V190H34L33 191ZM132 189V188H131ZM226 189H227V187H226ZM245 189V188H244ZM140 190V189H139ZM138 189H137V191H139ZM232 190V189H231ZM240 190H241V188H240ZM129 191H130V189H129ZM220 191H222V190H220ZM223 191H225V189H223ZM227 191V190H226ZM245 191V190H244ZM263 192V191H262ZM242 193V192H241ZM101 195V196H100ZM130 195V194H129ZM136 195V194H135ZM224 195V196H223ZM229 195V194H228ZM262 195H264V194H262ZM101 197V198H100ZM135 197H133V198H135ZM264 197V196H263ZM114 198V199H113ZM124 199V201H123V199ZM129 198V197H128ZM132 198V197H131ZM130 199V198H129ZM263 199V198H262ZM133 200V199H132ZM229 200V199H228ZM231 200H233V199H231ZM235 200V199H234ZM175 201H177V203L175 202ZM262 201H264V200H262ZM79 203V204H78ZM80 203L82 204V206L80 205ZM222 203V202H221ZM77 204H78V206H77ZM96 204H98L97 205V208L98 209H100V208H102L101 209V211H98V209H95L94 208V210H93V207L96 205ZM127 204V205H126ZM263 204V203H262ZM75 207V205H76V207L75 208H73V206ZM81 206V208H80V206ZM99 205H103L102 207H100L99 208ZM176 205L178 206H185V208H181L180 207V209H185L184 211L183 210H178V209H176L177 207H176ZM195 205V204H194ZM85 206V207H84ZM131 206H137L138 208V210H136V209H134V208H132ZM154 206H156V207H154ZM1 207H2V205H1ZM0 207V208H1ZM72 207V208H71ZM78 207L80 208V209H78ZM153 207L155 208V209H153ZM176 207V208H175ZM195 207V206H194ZM133 210H132V209ZM136 208V207H135ZM190 208H191V206H190ZM219 208V209H218ZM79 211H78V210ZM107 209V210H106ZM236 209V208H235ZM73 212H72V211ZM80 212L81 214H83V216H85V218H83L82 219V217L80 218V217H78L79 219H80V221H81V219L84 221V223H83V225L82 224H79V226H78V230H76L77 228H75V226H76V221L78 220L79 221V219H77L76 217H75V215H73V214H78V212ZM190 210V209H189ZM192 210H193V207H192ZM102 211H104L105 213H103V217H102V215H101V217L100 216H98V214H99V212H101L100 214H102ZM108 211V212H107ZM111 211V212H110ZM221 211V210H220ZM237 211H239V210H237ZM73 214H72V213ZM75 212V213H74ZM181 212H183V213H181ZM192 212V211H191ZM1 213V212H0ZM109 213V214H108ZM179 213H181V214H179ZM229 213V212H228ZM231 213V212H230ZM234 213V212H233ZM235 213H237V212H235ZM88 214H92V215H88ZM99 214V215H100ZM178 214V215H177ZM86 215H88L87 217H86ZM106 215V216H105ZM175 215H177V216H175ZM218 215H220V214H218ZM237 215H239V214H237ZM108 216V218L109 219H106V221H105V218ZM110 216H111V214H110ZM74 217H75V219H74ZM90 217V218H89ZM98 217L100 218V221H99V219H98ZM195 217V216H194ZM221 217V216H220ZM240 217V216H239ZM0 218H1V216H0ZM196 218V217H195ZM231 218V217H230ZM236 217H234L233 219V223L235 224V219ZM77 219V220H76ZM141 219V220H140ZM182 219H185V217L184 218H182ZM192 219V218H191ZM76 220V221H75ZM100 222H98V221ZM118 220H117V223H118ZM149 220V221H150ZM196 220V221H197ZM238 220V219H237ZM236 220V221H237ZM243 220V219H242ZM83 221H81V222H83ZM101 221H103V222H101ZM109 221V223L110 224H107V222ZM143 221V220H142ZM146 221V220H145ZM182 221H184V222H182ZM192 221V220H191ZM245 221V220H244ZM80 222V223H81ZM137 222L136 223H134V222H132V223H134V224H137ZM144 222V221H143ZM147 222V221H146ZM146 222H144V224L146 223ZM157 222H159V223H157ZM194 223H196L195 221H193ZM192 222V223H193ZM219 222H220V220H219ZM229 222V221H228ZM230 223L231 225L233 224V223ZM239 222V221H238ZM119 223H120V221H119ZM118 223V224H119ZM182 223H184V224H182ZM223 223V222H222ZM221 223V224H222ZM148 224H150V222L148 223ZM147 224V225H148ZM189 224H190V222H189ZM229 224V225H230ZM234 224H233V226H234ZM81 225V226H80ZM181 225H184V226H181ZM191 225V224H190ZM218 225V226H217ZM236 225V224H235ZM76 226V227H77ZM140 226H141V224H140ZM150 226H152V225H150ZM180 226L181 227H183L184 228V230H180V229H182V228H180ZM233 226H231V227H233ZM80 227V228H79ZM138 226H136V228H137ZM142 228L144 227V230H145V232L147 233V230H148V228L147 227H149V226H144V225H142L141 226ZM166 227V226H165ZM235 227V226H234ZM233 227V228H234ZM245 227V226H244ZM28 228V231L26 232V230H24V229H27ZM110 228V227H109ZM152 228V227H151ZM218 228V229H217ZM220 228H222V227H220ZM233 228H232V230H233ZM237 228H238V226H237ZM153 229V228H152ZM151 229V230H152ZM235 229V228H234ZM25 231L23 234L25 235L24 236V238L22 239L21 238V236H23L22 235V231ZM109 230V229H108ZM111 230H113V229H111ZM132 230H131V232H132ZM139 230V229H138ZM180 230V234L178 233V231ZM130 231V230H129ZM140 231V230H139ZM161 231V230H160ZM3 232V233H4ZM107 232V231H106ZM130 232V234H132ZM134 232V231H133ZM141 232H144V231H141ZM144 232V233H145ZM264 232V231H263ZM21 234V236L20 235H17V234ZM81 233V234H82ZM100 233V234H101ZM127 233H128V229H127ZM194 233V232H193ZM238 233V232H237ZM129 234V233H128ZM148 234V233H147ZM150 235H151V231H150V233H149ZM157 234V233H156ZM162 234V233H161ZM183 234V233H182ZM259 234V233H258ZM4 235V234H3ZM260 235H261V233H260ZM264 235V234H263ZM1 236H2V234H1ZM4 236H6V235H4ZM4 236H2L3 238H4ZM17 236H19V237H17ZM158 236V235H157ZM239 236V235H238ZM242 236V235H241ZM7 237V236H6ZM187 237V236H186ZM172 238V237H171ZM170 238V240H172ZM180 238V237H179ZM185 238V237H184ZM222 238V237H221ZM238 238V237H237ZM260 238V237H259ZM258 238V239H259ZM174 239V238H173ZM181 239H183L182 238V236H181ZM241 239V238H240ZM239 239V240H240ZM3 241H4V239H2ZM6 240V239H5ZM8 240V239H7ZM18 240V241H17ZM91 240V239H90ZM100 240V239H99ZM180 240V239H179ZM178 240V241H179ZM186 240H187V238H186ZM98 241V240H97ZM103 241V239L101 240V242ZM177 241V240H176ZM189 241V240H188ZM187 241V244H185V240H184V243H183V241H181L183 244H182V246H181V248L183 247V249L184 250H187L188 249V247H189V245H191V244H189L190 242H188ZM236 241H238V239L236 240ZM260 241V240H259ZM147 242V241H146ZM241 242V241H240ZM104 243V242H103ZM102 243V244H103ZM106 243V242H105ZM143 243V242H142ZM150 243V242H149ZM158 244H156V246L154 245L153 246V250L152 251H155L154 250V247L155 248H157V250L155 251V252H153L152 254H150L149 252H150V249H151V246L153 245H148L146 248H145V250H144V248H143V250H144V253L141 251V253H140V255H139V258H135V259H140V261H138V260H135L134 259V261H136L135 263H137V262H139V263H137V264H174L175 262H173V251L174 250H176V248L174 249V247H170V246H168V245H165L164 244V242L162 241V240H159L158 242H157ZM178 243H180V241L178 242ZM204 243H207V245L208 246H206L205 247V245H204ZM236 243V242H235ZM244 243V242H243ZM4 244L6 245V246H4ZM98 245H99V243H97ZM145 244H147V243H145ZM259 244V243H258ZM95 245V244H94ZM101 245V244H100ZM248 245V244H247ZM260 245H261V243H260ZM91 246V245H90ZM144 246V245H143ZM146 246V245H145ZM246 246V245H245ZM241 246H239V248H240ZM244 247V246H243ZM257 246H255V248H256ZM262 247V246H261ZM260 247V248H261ZM99 248V247H98ZM245 248V247H244ZM263 248V247H262ZM79 249V248H78ZM92 249V248H91ZM96 249V248H95ZM16 250H19L20 251V253H18L17 254V256H19V257H17L16 256V253H15V251ZM85 250V249H84ZM92 251V250H91ZM224 251H225V249H224ZM27 252H32V255H31V253H30V255H31V259H29L28 258V256H24V254H26L27 255ZM79 252V251H78ZM92 252H94V251H92ZM190 252V251H189ZM222 252H223V250H222ZM251 252V251H250ZM257 252V251H256ZM80 253H81V251H80ZM83 253V252H82ZM81 253V254H82ZM85 253V252H84ZM147 253L148 254H150V255H152L153 257L152 258H150V260H149V258H147V257H144V255L146 254L147 255ZM191 253V252H190ZM90 254V253H89ZM124 254V253H123ZM144 254V255H143ZM193 254V253H192ZM229 254V253H228ZM254 254V253H253ZM120 254H118V256H119ZM226 255H227V252H226ZM249 255V254H248ZM62 256V257H63ZM141 256V257H140ZM224 256V255H223ZM259 256V255H258ZM120 257V256H119ZM121 257H123V256H121ZM135 257H138V254L135 256ZM144 257V258H143ZM151 257V256H150ZM221 257H222V255H221ZM250 257V256H249ZM248 257V258H249ZM256 257V256H255ZM260 257H262V255L260 254ZM56 258V259H55ZM61 258V257H60ZM127 258V257H126ZM142 258V259H141ZM148 259L149 260V263H148V260H143V259ZM223 258V257H222ZM258 258V257H257ZM257 258H254V259H252V257H251V259L249 260L250 261V264L252 263V264H258L257 262H255V261H257L258 260V262H259V264H264L263 263V261L261 262V259H263V258H261V259H257ZM63 259V258H62ZM84 259V258H83ZM88 259V258H87ZM91 259H93V258H91ZM113 259V258H112ZM120 259V258H119ZM122 259V258H121ZM153 259V260H152ZM232 259V258H231ZM113 260H115V259H113ZM123 260V259H122ZM141 260H143V261H141ZM253 260H255V261H253ZM260 260V261H259ZM62 261H64V260H62ZM85 261V260H84ZM116 261V260H115ZM127 261V260H126ZM146 263H145V262ZM150 261H151V263H150ZM169 261H170V263H169ZM189 261V260H188ZM233 261V260H232ZM66 262V261H65ZM66 262V263H67ZM128 262H129V259H128ZM131 262V261H130ZM129 262V263H130ZM255 262V263H254ZM261 262V263H260ZM30 263V262H29ZM93 263V262H92ZM134 263V264H135ZM190 263V262H189ZM55 264H57V263H55ZM90 264V263H89ZM114 264V263H113ZM116 264H117V262H116ZM123 264H124V262H123ZM125 264H128L127 262L125 263ZM133 264V263H132ZM231 264V263H230Z\"/></svg>",
    "mask_w": 264,
    "mask_h": 264
},
{
    "label": "water",
    "instance_id": "obj_3",
    "mask_svg": "<svg viewBox=\"0 0 264 264\" xmlns=\"http://www.w3.org/2000/svg\"><path fill=\"white\" fill-rule=\"evenodd\" d=\"M215 0H208L207 7H210ZM264 2V0H259ZM166 7L168 19L165 24L159 26L164 30V36L168 35L173 26L189 25L193 31L197 30L201 25V20L195 9L193 8V0H169ZM153 21V20H152ZM154 22V21H153Z\"/></svg>",
    "mask_w": 264,
    "mask_h": 264
}]
</instances>
